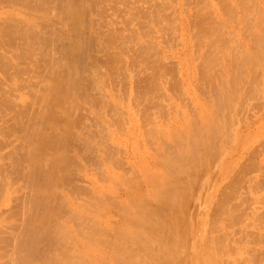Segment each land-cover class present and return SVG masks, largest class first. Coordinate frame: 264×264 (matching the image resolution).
<instances>
[{"label": "rangeland", "instance_id": "1", "mask_svg": "<svg viewBox=\"0 0 264 264\" xmlns=\"http://www.w3.org/2000/svg\"><path fill=\"white\" fill-rule=\"evenodd\" d=\"M55 1H57V0H55ZM66 1L69 2V3L67 2L68 5H70V2L71 3L76 2L75 5L74 4H72V5H74L75 7H76V5L82 6L81 8L83 10H85V13H86V21L87 22L89 21V23H88V25L86 27L82 26L84 30L82 29V35H79V36H74L73 37L72 36V31H70V28H68L69 29L68 31H70L69 33L64 30L63 32L65 34H63V32L60 31L62 33V39H61L60 42H57V43L54 42L55 46L49 49V51H51V52H47L46 53L47 55H42L43 57L41 55L40 56L39 55L38 56L35 55L36 57L33 56L32 58H30L28 60L30 62V63L29 62L27 63L29 69L33 68V67H30V65L32 66L34 64V66H35L34 67L35 70L32 69L34 71H32L31 69L29 71V69H28L29 73H28L27 78L28 77L29 78L27 79V85L29 84L28 80H30L31 82H30L29 85L31 87L29 88L27 86L28 89L26 90V92L28 91L27 93H28V96H29L28 97V102L31 101L30 103H31V107H32V108L30 107V109H31L30 110L31 117H30V120H29V122H30V126H29L30 145H29V148H28L29 149V155H30V158H31L30 160H32V161L30 162V160H29V161L26 162L27 168H26V170L24 169L25 171L24 170L23 171L17 170L12 175V179L14 181H11L10 185H8V186L6 185L7 187L6 186H1V188H0V264H16V263L17 264H20V263L21 264H26L28 259L31 256H33L32 253L34 254L33 249L31 248V244L34 243V244H36L37 247H39V245H37V243L35 242L36 239L34 238L33 235L36 233L38 236H40L41 233L44 234L46 232L47 228H48V230H52V228H54V226H57V219H58V222H59L58 224L59 225L61 223L66 224V221L68 222V220L70 219L69 216H68V220H66L67 218L64 219L66 221H63V219H62L65 216L66 212H67V210L64 209V208H67V207L63 203H61L60 200H57L58 196L67 194L66 197L68 198V200H72V198H71L72 196L74 197V199L75 198L77 199V197H78L79 199H77L76 202L73 201V203L77 204V202H79V200L82 201L84 199V197L82 195V191H81L82 189H89V188L92 187V184L99 185V182H100V180L98 181L99 176H95L94 175L95 173L93 172V167H91V166L88 167V164H87V168H86L85 167L86 164L83 161H80V163L78 164L79 166L77 165L78 167H80V165L81 166L84 165V167L82 169L83 171L81 170V167H80V169L77 167L80 170L79 173H77V176H79L80 178H77L76 176H74V174H72V173L75 172L74 171L75 170V166L71 165L70 169H69V166H67L65 168H61L60 170L59 169L57 170L58 163H56V165L53 163V162H55L54 161L55 160L54 155L58 152V148L60 150L59 151L60 154L63 155L60 158V160L58 161L59 163H60L61 159L64 158V156H65V159H69V158L72 157L71 155L74 154L75 151L78 152V153H81V151L83 152V145H82L83 144V138L87 137L86 140H90L91 138L90 139H88V138H89V136H91L90 135L91 132H94V134L97 132L96 133L97 135L96 134H95L96 136L94 135L95 139H93V141H95L97 139L99 140L100 138H105V136H103V137L101 136L103 134H101V133L99 134L98 131L95 130L96 128L94 130L92 129V128H94L93 126H95L94 122L92 123L93 125L91 124V122H92V120L94 118L95 119L96 118H100L99 120H101V119L104 120L105 119L104 122L106 121L107 122V123L105 122L106 124L110 123L112 128H111L110 125L108 127V125H106L105 123H103V125L96 124V126H99V127H97V130H99L101 128V131H102L106 126H107L108 129L111 128L110 130L113 131L112 132L113 139H115V140H113L112 138H111L112 139L111 140L109 138V140H108L109 141L108 142L109 146L111 148L112 147L117 148V149L119 148V150L121 149V151L123 152V154H121V155H120V152H117L115 154L116 159L122 160V162L119 161L120 165H118L119 163L114 164V166H112L113 169H112V167L109 166L108 170H110L111 173L115 172L116 174H121L125 178L130 179V180H131V177L133 175H135L133 180H131L133 185L137 184V185H139V187H144L143 186L144 184L142 183V180H141V177H143V175L141 174V167H142V166H140L141 164H144L147 168L150 167V169L152 171H155V172L159 171V170H156L157 168L153 164L156 161L154 159L158 158V155L156 153V152H158V149H160L159 150L160 152L167 151L166 149H168V151H177V150H179V149H177V150L175 149L174 150V148H176V147L179 148V146H178L179 143L173 142V140L174 141L176 140V141L180 142L181 145L182 144L186 145V142L189 143L190 141L191 142L194 141V139L196 140V137L193 139L194 136H192V135H194L193 131L196 128H197L196 130H198V128H199L198 126L199 125H201L204 122L208 123L210 120H213L214 118L216 120H218V119L222 120L224 117L227 118V113L228 114L230 113L228 115L230 118H227L228 120L229 119L230 120L228 121L225 118L226 121H225V119L222 120V122L219 121L220 123L223 124V127L225 129L223 128L224 131L217 138V141L215 139V141L213 143L214 146L216 145L217 148H218V151H217L218 152V155H217L218 158L216 157L217 148L215 150L211 149L213 146H211L210 149H208V150H206L207 148H205V147L203 148V152L205 151V153H207L206 156H205V157H207V161L204 162V164L202 163L203 166L199 165L200 166V167L198 166L199 168L197 167L196 169H194V170H196V172L194 174L193 173H191V174L194 175L195 177L194 176L191 177V183H190V184H193V185L192 186L191 185H185L186 189L183 190L184 191V195H185V197H184L185 199L183 201L185 202V205H186L187 208L184 207V202L181 203L182 205L181 204L180 205H181V207L183 206L184 207L183 209H186V211L183 210L182 208H180L179 207L180 205L178 204L177 214H178L179 218H180L181 213H182L183 219H185L188 223H190V230H189L187 243L185 245H183V244L181 245L180 244V246H178L179 245L178 244L177 247L174 250L175 253H168V254L172 258H175V255H176V258L178 259V262H179L178 264H264V95L262 93L264 91V89H262L263 91L260 90V91L257 92L258 87H256V86H259L258 84H260L259 89L263 88L264 83L262 84L261 81L263 82L262 78L264 77V74H262L263 72L261 70L258 71L257 69H255L254 72H250V70L253 71V68L250 69V70L247 68L246 71L245 70H241V69H237V64L239 63V61L241 59L240 57L242 56V54L240 56L239 53L244 52L245 54H243V55L246 56V51L247 50H248L247 53H249V54H250L251 51H253V50L255 51L256 50L255 45L251 44L253 42L252 37L254 38V33L255 32H256L255 33L256 35L257 34H262L263 32L261 30H258L257 27H253L255 32H253L254 31L253 28H250L251 30H253V31H250V29L248 30V27L245 28L246 26H244V25H243L244 27L242 28V27H240V24H238V23L236 24L235 21L234 22L233 21H228L227 25H226V28L223 30V32L225 31L224 33L227 32L226 34H228L230 32L231 33L233 32L232 36L230 34H228L230 39L232 38L231 39L232 41L229 40L228 35L227 36L223 35L222 31H221V37L223 39H221V37H219L220 39H218V37H216L214 35V33L216 34V32H213V30L212 31L210 30L211 32H208L209 29H211L210 26H209L210 28H207L208 24L205 25V27L208 30H206V28H204V27L202 29H199L198 27L195 26L196 30L198 29L197 32H195L196 30H195V28L193 29V25L192 24L190 25V23L194 19V17L197 16L196 12H197L198 7L197 8H193L195 0H186V2L182 5L181 8L184 9V10L187 8V6H188L189 9H191V10L187 9V10H189V12H188V14H184V16L186 15L185 18L180 16L181 18H179L178 22H176L175 20L173 21V15H172L171 11L168 9V10H166V12L164 14L166 19L163 22H160V23H158V21L157 22L155 21V23H153L151 25L152 27L150 26V24H149V27H146L143 24L142 19H140V20L137 19V21L134 22V21H132V18H130V15L128 17V20L125 19L126 16L124 17L123 15H121L122 14L121 11H123V9H125L126 6H129L128 2H127L128 0H122V1L118 0L119 2H117V0H115V1L114 0H112V1L110 0L111 3L108 2V0H106V3L108 2L107 4L102 3L101 0H100V2H99V0H93V4L94 3L95 4H94V6L92 5L90 8H89V5L86 4V0H73V2L71 0H66ZM143 1L144 0H139V3L143 2ZM166 1L167 0H163V3L167 4V3H169L168 1H170V5L169 6L174 4L176 6V8H177V11L180 9V6L176 5L175 2L172 3L173 0L172 1L168 0L167 3H166ZM123 2H124V4H123ZM155 2L162 3V0H159V1L155 0ZM98 3L99 4L101 3V5L99 6ZM119 3H121V4H119ZM149 4L147 3V4L143 5V3H142V7L145 8V6H147ZM4 5L5 4L1 3V1H0V15H1V11H4L6 9V6H4ZM102 5H103L104 8L102 7ZM105 6H106V8H105ZM108 6H110V7H108ZM123 6H124V8H123ZM115 11H117V12H115ZM126 11H127V9L124 10L123 12L125 13ZM92 13H94V14H92ZM113 13H114V15H113ZM193 13H195V14H193ZM90 14H92V15H90ZM128 14L129 13H126L124 15L128 16ZM57 15H60V13L58 12ZM102 15H104V17ZM193 15H195V16H193ZM98 16L100 18H102V20H100L98 18ZM187 16L188 17L190 16L189 17L190 19ZM105 17H106V19H105L106 21H104V19H103ZM123 17H124L125 20L123 19ZM192 17H193V19H192ZM130 19H131L132 23H128ZM187 19H189V22H187L188 26L186 25V22L184 23V21H188ZM123 21H125L124 25L118 23V22L123 23ZM126 21H127V23H126ZM1 22L2 21H0V23ZM170 22L172 23V25H174L173 22H175L174 27L178 23H179V26L178 27L176 26L175 29H173L174 27L173 28L171 27L172 25H171ZM68 23H66V26L67 27H72V25L70 26ZM110 23H112L114 25H112ZM90 24H92V25H90ZM115 24H116V28L115 29H117V30L120 29V30L124 31L123 36L125 37V40H123V43L119 39V40H117V41H119V43L117 41H115L116 43L113 44V47L115 45L118 46V48L120 46L123 47V52H122L123 55L122 56H124V54H126L128 58H131L130 56H128L129 53H127V52L124 53V50L127 49L125 51H128V49L134 47V44L140 43L141 45L143 44V46H146V45L152 46V50L153 51L151 52V54L155 53L154 55H156V57L151 55L150 51H149L148 54H143V57L140 56V57H138V59L137 58L136 59L135 58H131V59L128 60V64H126V70L127 71L124 70L125 67H122V68L120 67L119 68L120 70L116 69L117 72L118 71H122L124 74H122V72H118L119 74H115V72H116L115 71V68H116L115 66H118V64L116 65V63L113 62V64H114L113 65L110 62L109 65L108 64L106 65L105 62L108 60L107 59L108 57L106 56V53H103L104 51L103 52L100 51V50L98 51L97 49L94 50V48H92L91 50H88V47H86L87 43L90 40V37H92V38L94 37V38H97V39H99L100 36L104 37V35H102L104 33L99 34V32H106L105 33V35H106L107 34V30L110 29L109 27L114 28ZM127 24H130L131 29L133 28L135 33H136V31H137V34L139 33L138 36H136L135 33H132L133 30L130 31V27ZM162 24L165 27H162L161 26ZM164 24H166V25H164ZM167 24L170 25V27ZM105 25H108L109 27L107 26L108 27L107 28ZM61 26H62L61 24L57 25L58 30L59 29L62 30L63 27L61 28ZM153 26H154V28H153ZM157 26H159L161 29L159 27L157 29L156 28ZM241 26H242V24H241ZM91 28L94 31L91 30ZM123 28L125 30L128 28L127 30L130 31V33L127 32V30L125 31ZM135 29H136V31H135ZM191 29L194 30V31H191ZM227 29H229V30H227ZM66 30H67V28H66ZM189 30L192 33H190ZM200 30H203L204 33H202L203 31L201 32ZM206 31L208 33H211V35L209 34L210 37H212V35H214L212 39H209V35H208V37L206 36V34H205V33H207ZM228 31H230V32H228ZM249 31L252 32V33L249 34ZM57 32L60 34L59 31H57ZM94 32H95L96 35L98 34L99 36L98 35L96 36L94 34ZM125 32L129 33L130 35L129 34L127 35V33L125 34ZM195 33H197V34H195ZM83 34H84V36H83ZM200 34H201L202 37H203L202 34H204V37H206V38H204L202 40L205 43H207V44H204V45H207V46H203V44H202L203 41L200 40L202 38L200 36ZM233 34H235V35H233ZM248 34L250 36H252V37L250 38V36ZM63 35H64V37H63ZM125 35H127V36H125ZM193 35H197L199 41H201V42H199L198 40L197 41L199 43L195 42L197 38L195 36H193ZM236 35H237V37H236ZM192 36L195 38V40H193L194 38L192 39L194 42L190 38ZM234 36H235V39L238 41L237 43L234 40ZM70 37H71V39H70ZM247 37H248V42L246 41ZM73 38H74L75 42H77V43L74 42V46H73V43H72ZM224 38H225V40L228 39L226 41H229L230 43H232L234 47L232 46V44H230V46H232V48H236V50L235 49H230V48L228 50L229 43L223 42ZM97 39H96V41H97ZM138 39H140V41H138ZM205 39L206 40L208 39V42H206ZM101 40L102 39L100 38V40H98V42L100 43ZM219 40L220 41L223 40V41L220 43ZM142 41H144V42H142ZM83 42L84 43L86 42L85 46H79V44L83 43ZM214 42L215 43L219 42V44L217 43L218 46H216L217 44H215ZM239 42H240V44H238ZM117 43L119 45H117ZM146 43H149V44H146ZM193 43H194V45H193ZM200 43L202 44V46H200L201 45ZM212 43H214L215 47L211 45ZM224 43L227 45V47L225 46ZM120 44H123V45H120ZM195 44H196L197 48H198V46L201 47L200 50H198L199 48L197 49L195 47ZM209 44H210V47L211 46L213 47V50H212V48H211V50H210V48H208ZM220 44L222 45V46H220L222 49L224 48V46L226 47V49H225L226 51H224V49L222 50L223 52L220 51L221 50V48H219ZM116 46L114 47V49L113 48L109 49V50H111V52L114 55L117 54L119 52V50H120V48L118 50V48ZM125 46H126V48H125ZM153 46H155L154 49H153ZM73 47L75 48V50L73 49L74 51H72ZM204 47L205 48L207 47L209 51H214V48L217 47L216 49H220L219 51L221 53H223V54L227 53L228 51L231 53V51H232L231 54L228 52L230 55H232V57H230V55H229L226 58V56H225V59H222L221 61H219V63L221 62L219 65L223 64L224 68L226 67V70H227V71H224L223 66H219V68L222 69V71H223V75L221 74L220 71H218L219 70L218 67H217V69L212 68L214 65L217 66L218 63H213L214 64L213 66L209 65V66H211V68L213 70L211 68L208 69L207 68L208 66H206V69L211 71V72H208L206 74H209V75H211L212 73L214 74V75H211L212 82L215 81V84H216L214 86H213L214 83H212L210 79H208V80L211 82V84H208L209 81L206 78H203L202 74H201L202 73L201 72V67L203 65L202 56L204 57V56H206L204 54H208L207 50H206L207 53H205L206 51H205ZM81 48L84 49L85 51L81 50ZM136 48L138 49L139 53L142 51L140 53L141 55L144 52V50L146 49V48L143 47L141 50H139L140 48L138 46H136ZM115 50H118V52L116 51V53H115ZM134 50H136V49H134ZM202 50L205 51V52H203L204 54L202 53ZM195 51L198 52V56L195 53ZM71 52H74L73 53L74 55ZM157 52H158V54H156ZM234 52H238V56ZM49 53H51V54H49ZM107 54L110 55L109 53H107ZM113 54H112V56H113ZM134 54H137V53H133V54L131 53L130 55H134ZM192 54H193V56L195 55V57H194L195 59L192 57ZM145 55H147V56H145ZM47 56H49V57H47ZM152 56L154 58H156V60L153 59ZM233 56H234V58H233ZM124 57H126V56H124ZM151 57H152V59H151ZM157 58L160 59L161 64L158 63L159 60L157 61ZM92 59H96L97 63L94 64ZM143 59H144V62H143ZM231 59H233V61H231ZM139 60H140V62H139ZM198 60H200L199 63H197ZM145 61H146V63H145ZM226 61L228 63H224ZM138 62L140 63V65H138ZM141 62H143V63L141 64ZM152 62L155 63V64L157 62V64H160V67L163 65L161 67L162 70L164 68H168L170 70V73H167V74H165L166 72L164 73L166 75L165 76L166 78H163L164 81H165V82L163 81L164 83H160V80L158 81V79H155V78L151 77L150 76L151 74H149L150 78H153L154 80H156L157 83L160 84V85L158 84L159 87H157V85H156L157 83L153 79H150V80L154 81V83L149 82L150 85L149 86L146 85V87L144 85V84H146V82H144V81L148 77V75H147L148 72L147 71L151 70V66L148 67V68L146 66L152 65L153 64ZM84 63H85V65H84ZM110 64H112V65H110ZM132 64H133V67H132L133 69L131 70ZM144 64H145V66H144ZM36 65H38V67ZM141 65H143V66H141ZM49 66H50L51 69H48ZM71 66H72V68H71ZM73 66L76 67V68L73 69ZM102 66H103V68H102ZM41 67H43V68L40 69ZM66 67L67 68L70 67L72 69V71H70V73H69V70H67ZM99 67H101L102 70L104 69V71H106V69L108 67L111 70L108 68L107 69L108 72H103V71H100L101 69H99ZM105 67H106V69H105ZM139 67H140V70H139ZM144 67L147 69V70L144 69V72H145V70L147 72V73L145 72L146 74L143 72V68ZM230 67L231 68L234 67L233 68L234 69V71H233L234 75H233V72H232L233 69L231 70ZM36 68L39 69V70H37ZM45 68H47V70ZM196 68H197V70H196ZM93 69L94 70L97 69L98 71L97 70L94 71ZM121 69H123V70H121ZM41 70H43V72H41ZM128 70H130V71H128ZM137 70L142 71V73L140 75H135V74H139V71L137 73ZM164 70H166V69H164ZM169 70H168V72H169ZM235 70H236L237 73H235ZM248 70H249L250 73H248ZM92 71H94V72L91 74ZM124 71H126V73ZM133 71H135V74L133 73ZM215 71H217L216 73L221 74V75H218L219 78L216 77L217 75H216ZM33 72L36 73V74H34ZM73 72L76 73V74H74ZM84 72H86V73L84 74ZM100 72H101V74H99ZM129 72H131V75L133 74L132 75L133 78L131 77ZM205 72H206V70H204V73ZM241 72L243 73V75L240 74ZM46 73H47V75H45ZM67 73L70 74V77H73L71 75L73 73V75H75V77H73L72 80H71V78L70 79L66 78L65 82H64L63 79H61L63 81V83H61V81L54 80V79H59V78H65ZM102 73H104V74L106 73L105 75L108 77V79ZM149 73H151V71ZM196 73H197V75H195ZM251 73H252V76L249 77L248 75L249 74L251 75ZM42 74H44V75H42ZM89 74L92 77L93 76H97V75H99V77H100V75H103V77H106V82H108L107 86L109 87V89H107L106 86H105L107 83L105 81H103L104 84H105V85L103 84L105 86V88H103V91H106V94H108L107 93L108 91H109L110 94H112V93L114 94L116 91H117L116 94H119L121 92V90H122V92L124 91L123 92L124 94L126 92L127 95H124L122 92H121V96L119 95L120 98L124 97V96L125 97L127 96L126 100H125V98H121V102L118 100L119 99L118 96H117L118 98L115 97L116 94L111 95L110 96L111 98H109L111 102L112 101H116L117 102V100H118V102L123 104L122 105L123 109L128 114V115L127 114L125 115L127 117H124V119L126 120V123L124 121L122 122V123H124V125H122V123H121L122 126L117 124L119 121H117V123H116L114 120H117V119H115V117L112 116L111 114H109V115H111L112 118L114 117V119L109 118V117L107 118L108 115L106 116V114L109 113V111H110V113L113 112L109 108L104 109L105 111H103V112H105V113H103V112L99 113L101 115L100 116L97 112L98 111L101 112V110H99L98 108H97L98 110L95 109L97 111L92 110L93 108L91 109L90 107H94L93 105L92 106L90 104L87 105L86 103L81 101L82 99H80L79 97H75V95L73 96L72 92L70 90L68 91V90L65 89V88H67V86L65 87L64 85H67V83L69 84V81H71V82L74 81V83H77L78 85L88 84L90 82V78H91V76ZM109 74H110V76H109ZM111 74H113V77H115V75L118 76V77H116V78H118L117 81H115V82L113 81L114 84H113L112 80H116V78H113ZM120 74L122 76V78L120 77L121 79L119 78ZM126 74H128L127 76H128L129 79L127 78ZM229 74H232V75H229ZM246 74H248L247 76L249 78L246 77ZM54 76H56L57 78H54ZM212 76H215V77H212ZM220 76L221 77L224 76L225 79L227 78L226 80L228 81L227 82L228 85L226 86L227 87L226 91H228L230 99L232 98L231 102L235 103V104L231 103V105L229 106L232 111L230 110L229 107L228 108L226 107L227 110L229 109L228 112L225 111V113H223L224 112V110H223L221 112L222 114L220 113L221 116L215 110V106H216L215 105L216 92L219 89V86H221L219 84L220 81H221V77ZM103 77H102V79L105 80ZM124 77L127 78V80L124 79ZM145 77H146V79H145ZM224 77H222V78H224ZM230 77L235 79V80L233 79L234 82H232L233 80L230 81ZM255 77L257 78V80H256ZM109 78L111 80H109ZM196 78H198V79L196 80ZM213 78H214V80H213ZM216 78H218V79H216ZM237 78L238 79L242 78L240 81L241 82L242 81L245 82V84L244 83L239 84L240 81ZM73 79H75V80H73ZM122 79H124V80H122ZM204 79H206V80H204ZM219 79H220V81H218ZM258 79H260V80H258ZM66 80L68 82H66ZM168 80H169V82H168ZM200 80H202L201 81L202 83L200 82ZM118 81H119V83H117ZM172 81H173V83H172ZM179 81H180L181 84L179 83ZM197 81L201 83V84H198L199 87L197 86ZM206 81H207L208 85L206 84ZM237 81H238V84L240 85V88H238V86H236L235 88L233 87L234 88L233 89L232 86H234L235 84L237 85V83H236ZM252 81H253V83H252ZM161 82H162V80H161ZM246 82H247V86H246ZM126 83H127V85H126ZM6 84H7L8 88H6L7 87ZM6 84L5 85L3 84L4 86H0V89H2V90L4 89L3 91L6 90V92H7L8 89H11V88L16 90L15 92H12L13 90L11 89V90H9V92H7L6 95H9V93H11V95L14 96L15 99L13 98V96H7V97H10V99H11L10 101H13L14 103H16V106H17L16 109H19V105L21 103L20 99L22 98L21 90H19L18 88L12 87L8 83H6ZM50 84H52V85H50ZM118 84H120V85H118ZM203 84H204V88L205 89L208 88V89L204 90L203 86L201 88L200 85H203ZM218 84H219V86H218ZM250 84H252V85L254 84V88L256 87V89H254L253 87H251V89L253 88L254 91L256 90L255 93H257V94H255L252 91L253 89L252 90L250 89V87H249V86H251ZM47 85H48V87H47ZM163 85L165 87L167 86L166 89H165V87ZM242 85H244V86L242 87ZM41 86H43V87H41ZM52 86H53V88H52ZM54 86H56V87L54 88ZM161 86H163V87H161ZM177 86H181L182 88L181 87H177ZM216 86L218 87V89L215 88ZM37 87H41V89H39V91H38ZM45 87L48 88V91H49V89L53 90L52 93H48L46 91L47 88H45ZM61 87L64 88L65 90L62 89ZM155 87H157L159 90H163V91L160 92ZM56 88H57V91H55ZM113 88H116L115 92H114ZM177 88H179V89H177ZM180 88H181V90H183V92L181 91L182 94L179 92ZM213 88H215V90ZM245 88H247V89H245ZM143 89L144 90L147 89V90L143 91ZM230 89H233V91H236L237 94H235V93L233 94L232 93L233 91L230 90ZM111 90H113L112 93H111ZM118 90H120V91L118 92ZM243 90H244V92L246 91L245 92L246 94L243 92ZM211 91H214V92H211ZM251 91H252V93H251ZM53 92L54 93L56 92V93L54 94ZM153 92H154V94H153ZM157 92H159V93H157ZM163 92H165V93H163ZM172 92H174L175 94L172 93ZM177 92L180 93V95ZM239 92L240 93L243 92V95L242 96L240 95L241 98H239V94H240ZM248 92H249L250 95L248 94ZM259 92H261L260 95H258ZM38 93H39V96H38ZM40 93L43 94V97H42V95H40ZM98 93L99 92L94 91L93 95H97ZM131 93H133L134 95H135V93H136V95L139 93L138 96L140 98L135 95V98H136L135 99L134 95H132ZM151 93L153 94L152 97H154L155 99L152 98V97H149V96H151ZM160 93L162 94L163 98L161 97ZM183 93L185 95H183ZM200 93H203L204 96H203V94H200ZM253 93H254V95H251ZM122 94H123V96H122ZM148 94H149V96H147ZM205 94H207V96ZM63 95H64V97H63ZM130 95L133 96L134 100L131 99L132 97L129 98ZM232 95L233 96H237V97H233ZM246 95H249L251 97L253 96V97H252V99L250 97L251 100H248L249 98L247 97V99H246ZM255 95H257L258 97H260L261 95H263V96H261L260 98H258L256 96V98H255ZM35 96H37V99H35L36 98ZM60 96H61V98H60ZM66 96H67V98H66ZM143 96H144V99H145V103H143L144 102ZM158 96L161 97L162 99L161 98L159 99ZM243 96H245L244 97L245 99L243 98ZM145 97H147L148 100ZM112 98H114L115 100L112 99ZM137 98L139 100H141V101L139 102V100ZM149 98L150 99L152 98V101H150ZM204 98L205 99L206 98H208V99L210 98V100H208L210 102V106L208 104L209 102H206L207 100L205 101ZM212 98H213V100H212ZM32 99H33V101H32ZM38 99L41 100V101H39ZM69 99L71 100V104L69 103L70 102ZM122 99H124L123 102L126 103L125 105L122 102ZM158 99H159V101H157ZM54 100L57 101V102L55 101L56 104H55ZM129 100H130V102H129ZM136 100H138V102ZM160 100L162 101V105H163L162 107H161V103L159 104V102H161ZM166 100H167V102H166ZM64 101H66L65 103H67V101H68L67 105L63 104ZM134 101H136L138 103V104L134 103L135 105L136 104L137 105H141L145 109L143 110V108L141 106L140 107L138 106L137 110H141V112L135 110V108L137 106L134 108V104H132ZM146 101L147 102H152V104L150 103L152 106L149 105V103H147ZM154 101L158 102V103H153ZM212 101H214V102H212ZM74 102H75V104H74ZM77 102L79 104H81V105L77 104ZM17 103H18V105H17ZM129 103L131 104V106H130ZM238 103H239V105H238ZM61 104H63V106H61ZM155 104H156V106H158L157 104H159L160 108H158V109H161V108H163L165 106L164 108L166 110L163 108L161 112H157L158 110H155L157 108L155 106ZM147 105H149V106H147ZM242 105H244L246 107H244ZM47 106H49V107H47ZM67 106L70 109H66ZM153 106H155V107H153ZM189 106H190V109H188ZM236 106H238L239 108L241 106L242 108L239 109ZM62 107H63V109H65L64 112H66L68 110H71V108H72V111H69L68 113L66 112L67 114H70V115H67V114L63 113V115H65V116L67 115L66 117L68 119L65 118V116H64V119L62 118L63 117V115L61 113L63 111ZM172 107H174L175 109L172 108ZM243 107H244V110H242ZM60 108L62 109V111H61ZM82 108H83V111L81 112ZM94 108H96V106ZM149 108H150V110H149ZM41 109H43V111ZM88 109H89V111H87ZM151 109H153V111L155 110L160 115V117L162 116L161 115V113H162L163 114V116L161 117L162 120L159 119L160 117H159V115L156 112L153 113L152 119H151L150 116H149L150 114H152V113L149 114V111L152 112ZM172 109H174V112H175L174 115H171V113L172 114L174 113V112H172ZM73 110H75V111H73ZM146 110H149V111L146 112ZM169 110H170V112H169ZM178 110H180V112H178ZM233 110H235L236 112H233ZM238 110H240V111H238ZM16 111H18V110H15V112ZM93 111H94V113H93ZM134 111H137V113L138 112H140V113L137 114L135 112L136 115H134ZM163 111H165V112L163 113ZM45 112H46V114H45ZM88 112L93 115L92 118H90L91 115H88ZM194 112H197L198 118H196L197 114L196 113L194 114ZM7 113H9V111L6 110L5 113H4V115L5 114L6 115L3 116L2 119L4 117H6L4 119H7V117H8L7 121H9V118L12 117V113H9L8 115H7ZM56 113H57V115H56ZM82 113H84V114L86 113L85 115L89 118L88 121L85 119V117H84V115H82ZM145 113H147V114H145ZM167 113H170L169 114L170 117H171L170 119L168 118L169 115ZM176 113L178 115H180V117H182L181 120L179 118H177L178 115ZM211 113H213V114H211ZM112 114H114V112ZM144 114H145V116L147 118L144 116ZM165 114H167L168 116L165 115ZM232 114L234 115L233 117H236V118L231 117ZM73 115H74V118H73ZM77 115H79V120H77ZM138 115H139V117H137ZM142 115L144 117H142ZM211 115H213V116H211ZM222 115H224V117H222ZM153 116L155 117V119H154V123L152 125H155V122L159 121L155 125L156 128H154V129H153V127H155V126L151 125V123L153 121L152 122L148 121L149 119L153 120V118H154ZM165 116H167V118ZM189 116H192V121L190 120L191 117L189 119ZM193 116L196 119H194ZM219 116H220V118H219ZM56 117H58V118H56ZM80 117H83L84 120L81 121V122H78V121H80ZM52 118H54L53 121H52ZM140 118H141V120H140ZM164 118L165 119H169V120H165ZM203 118L206 119L207 122ZM4 119H3V121H5ZM108 119L109 120L111 119L113 121V123L114 122L115 123L113 124ZM182 119H183V121H182ZM232 119H233V121H232ZM85 120H86V122H85ZM62 121L64 122L65 125L63 124ZM71 121H72L73 124L71 123ZM89 121H90V124H89ZM143 121H145L144 124H143ZM164 121L165 122L168 121V123H165ZM181 121L184 124H182ZM223 121H225V123L228 124V126H226L225 123H223ZM6 122L5 123L3 122V124H5V125H3L2 122L0 123V130H5V129L9 128L10 126H12V124L14 123L11 120L8 122V124ZM83 122H85L86 124H84ZM146 122H148V123L151 122L150 123V127L152 126L153 132L156 129H157V131H159L158 130L159 128H160V130H162V128H163V130L161 132L159 131L160 134L163 132L161 134L162 136L160 135V137H163V138L156 137L155 135L159 136L158 133L157 134L154 133L153 135H151V132H150L151 136L150 135L149 136L146 135L145 131L148 130L147 132L149 133V128H150L148 126L149 125L148 123H147L148 124L147 125L148 129H147V127L146 128L143 127V126H146ZM58 123H60V124H58ZM80 123L84 127L86 126L85 127L86 130H87V128L89 126H91L90 128L92 130L89 129L90 131H86L84 128H82L83 126L82 127H81V125L78 126ZM195 123L198 126L192 127V126L195 125ZM57 124H58V126H57ZM116 124L118 125V127L121 126L122 128L121 127L120 128L122 130L120 128H118ZM187 124H189V126ZM190 124H192V126ZM230 124H231V126H230ZM51 125H54V126H51ZM55 125H56V127H55ZM69 125H70L71 128L69 127ZM171 125H172L173 128L176 129V131L171 127ZM50 126L53 127V128L55 127L54 130L56 131L55 132L57 134L56 136L60 140L62 139L61 142L63 141V138H64V141H63L64 143H62V144L60 143L61 146L58 145V147L53 148L54 147L53 145H55V144L57 145V142L59 143L60 140L57 141L58 138H56V136L54 135V132L51 131L52 128H50ZM65 126H66V129H64ZM103 126H105V127L103 128ZM79 127H81V128H79ZM181 127H182V130H180ZM80 129H81V131H80ZM82 129H84V131H82ZM152 129H150V131ZM191 129H193V130H191ZM67 130H69V131H67ZM77 130H79V132L81 134H83V135L79 134V132L77 133L76 132ZM171 130H172V132H171ZM225 130L230 131V132H228L229 134L227 133V131H226V133H224ZM50 131L52 132L51 134H50ZM66 131H67V133H66ZM143 131H144V134H142ZM183 131H184V133H183L184 134V136H183L184 138L183 137L180 138L179 136H180V134H182L181 132H183ZM186 131H187V133L189 132V134H190V136L188 138L191 137L190 139H192V140L189 141V139L187 140L185 138V135H186L185 132ZM86 132H88V133H86ZM89 132H90V134H89ZM103 132H104V130H103ZM164 132H166V133H164ZM68 133H70V134H68ZM45 134H46L47 137L45 136ZM49 134H50V136H49ZM98 134H99V136H98ZM16 135L14 134V138H13V135H11L10 136L11 139H9L11 141L14 140L12 142L13 146H19L18 142H20V139H19L20 136L17 137ZM75 135H79L80 137L82 136V139L80 137H78V136H75ZM225 135H226V137H225ZM73 136H74V138H73ZM143 136H145L146 139H150V140H146L145 137L143 138ZM147 136L150 137V138H147ZM152 136H155V138L153 139ZM173 136H176V138H174ZM15 137L18 138V140L17 139L15 140ZM171 137H173V138H171ZM224 137H225V139H223ZM158 138H160L161 141ZM220 138L223 139L224 141L221 140ZM155 139H157V140H155ZM80 140H81V142H80ZM86 140L84 139V141H86ZM151 140H152V142L153 141L157 142V144L155 142H153V143H155V144H152L154 146L153 147L150 146L151 148L148 149L149 148L148 144L151 145V143H152ZM162 140H164V142H166V144H168V142H170L171 144L170 145L168 144L169 145V146L167 145L168 147L163 146L164 142ZM55 141H57V142H55ZM90 141H92V140H90ZM147 141L148 142L150 141L151 143L149 142V143L146 144ZM0 142H1V139H0ZM42 142L45 143L44 145H46V143H47V147L46 148L52 147L53 149H55V153H54V150L51 149V148H49L50 150L48 149V151H44L42 145H40V144H42ZM97 142H99V141H97ZM161 142H163V143H161ZM93 143H95V142H93ZM144 143L147 145V147H146V145ZM175 143H177V144H175ZM222 143H223V145H222ZM174 145H176V147L172 148V146H174ZM13 146H10V147L7 146L5 149L3 147L2 148L3 150H0V155L4 154L3 152H6L8 149L9 150L12 149ZM199 147L200 148H198V152L200 151L199 153L204 156L205 153H203L202 150H201L202 146H199ZM62 148L63 149L64 148L65 149L68 148V151L66 153H64L63 151L65 149L62 151ZM152 148H153V150L151 151ZM155 149H156V151H154ZM32 151H33V153H32ZM211 151H212V153H210ZM152 152H155L156 154L152 153ZM160 152H159V155H160ZM118 153H119V155H118ZM151 154L156 156V157L155 158L153 157L154 158L153 159ZM210 154H211V156H210ZM57 156H58V154H56V157ZM119 157L120 158L124 157V158L123 159H119ZM36 158H37V160H36ZM65 159H63V161ZM34 161L35 162L38 161V162H40V164H42L44 162L43 163L44 165H45V163H46V165L47 164H51L50 166L47 165L48 169L46 168V165H45V169H47L49 171V174H52V176H54L56 174L59 177V175H60V178H62L64 180L68 179V178H65V176L69 177V179L73 178V184H74L75 187L80 188L81 195H79L80 191L75 193V194H73L72 193V187L68 185L69 182L64 181V180L59 186H56L55 188L54 187L51 188V190L53 191L52 195L56 194V195H54L55 198H53V196L49 195L47 192L46 193L42 192V191L41 192L40 191L37 192L36 191L37 189H33L34 188L33 185L37 184L36 183V178L33 175V170H35L37 167H43L44 168V165L43 164H42V166L40 164H38L39 166L32 165V163H34ZM3 162L6 163L8 161H3ZM1 163L2 162L0 161V164ZM208 163H210V165ZM52 164H53V167H52ZM33 167H35V168L31 169ZM65 169H66V171H65ZM88 169L92 170V172L94 173L93 174L94 176H91L92 172H91V170L88 171ZM57 171H58L59 175H58ZM71 171H73V172H71ZM197 173H199V174H197ZM22 174H24V176ZM200 174H201V177H200ZM14 175H17L18 177H16V176L14 177ZM26 176H27V178H26ZM197 177H198V179H197ZM195 179L198 182H196ZM136 180L139 181V183ZM33 182H35V183H33ZM90 183H92V184H90ZM24 184H26V185H24ZM141 184H143V185H141ZM3 187H5V188H3ZM7 188H8V190H7ZM132 189H133V187L130 186L129 190H132ZM134 190H132V191H134ZM83 192L86 193V190L83 191ZM40 193L45 194V196L42 195V194H41L42 196H40L39 195ZM37 194H38V196H36ZM226 194H229V196H230V194H233L237 198V200L235 201V203L237 204V209L234 212V215H235V218H234L235 219V224H234V226L235 227L234 228L232 227V229H230L228 231L225 230L227 232L226 235H228V236H223L224 234L223 235L219 234L217 236V238H216L215 237V233L212 230L211 221H212V219H213V221L215 220V217H214L215 208L219 204L220 199L222 201ZM46 195H47V197H46ZM35 197H38V198H35ZM31 199H32V201H31ZM35 199H37V200L35 201ZM45 199H46V201H44ZM54 199L56 200V202H55ZM122 199H123V202H125L126 196H122ZM38 200L40 202V206H39V202H37ZM40 200H42V201H40ZM27 201H29V202H27ZM43 201L46 204L48 202L53 204L52 206H49V207H53V211L56 210L57 207L59 208L61 206L58 209V210H60V213H59L58 217H56V218L55 217H51L50 219H48L46 217H50V215L44 214V213L42 214L43 216L40 217V213H42L41 205L44 204V203H42ZM81 201L76 206H75V204L72 203V201H69V203H70L71 206H74V207H72L74 210L75 209L79 210L80 209V207H79L80 204L83 203V201H82V203H81ZM29 203H31V204H29ZM33 204L34 205L36 204V206L34 207ZM29 207H32V210H31V208L29 209ZM24 208H26L27 211ZM35 208H37V209H35ZM72 208H69V210L72 209ZM108 208L110 210H109V213L106 214V219H109L110 218V214L112 213L113 216L115 215L114 216L115 219L113 218V221H112V223L115 225L117 223V217H116L115 210H114L115 208H113V207H108ZM37 210L39 211L38 213L36 212ZM34 211H35V213H33ZM112 211H114V212H112ZM61 213L64 214V216ZM67 213H69V212H67ZM71 213L72 212H70V215H71ZM33 214H35V216ZM185 214H186V216H185ZM26 215H28V216L26 217ZM30 215L33 216V217H31ZM29 216H30L31 220H29ZM44 217L46 219H44ZM59 217H61V218H59ZM65 217H67V215ZM42 218H43V220H45L44 222H43ZM24 220H26V221L24 222ZM30 222H32L31 225L34 226L35 228L32 227L29 224ZM35 222H39V224H38L39 226ZM50 227H52V228H50ZM31 229H32V231H31ZM35 229H37L38 231L35 230ZM18 230H20V231H18ZM25 240H30V242L25 241ZM216 240L218 242L222 241V245L217 247L216 243H215ZM168 241H169L168 234L162 233V235L160 237V240L157 243H155V244H153L151 246L150 252H149V254H147L146 261H148V260H150L152 258V260H151L152 263L151 264H157V259H160L163 255L164 256L166 255V249L165 248L169 245ZM13 243L16 244V246H14ZM20 247L22 248V251L25 248L23 253H22V251L20 252V250H21ZM177 249H178V251H177ZM25 250L29 251V252L27 253ZM19 254L24 256L23 260H25V261L22 260V258H23L22 256H21V259H20V260L23 261V263L21 261L19 263V260H18L20 258ZM16 255H17V257H16ZM178 255H180V256H178ZM12 256H14V257H12ZM33 257H35V256H33ZM24 262H26V263H24ZM27 264H29V263H27Z\"/></svg>", "mask_w": 264, "mask_h": 264}, {"label": "bare ground", "instance_id": "2", "mask_svg": "<svg viewBox=\"0 0 264 264\" xmlns=\"http://www.w3.org/2000/svg\"><path fill=\"white\" fill-rule=\"evenodd\" d=\"M1 1V3H4L5 5L4 6H6V9L4 10V11H1V15H0V21H2L1 23H0V86H4L6 83H8L9 85H11L12 87H14V88H18L19 90H21V92H22V98L20 99V101H21V103H20V105H19V109H16L17 108V106H16V103H14L13 101H10L11 99H10V97H7V96H13V95H11V93H9V95H6L7 94V92H9V90H13L12 92H15L16 90H14L13 88H11V89H8L7 90V92H6V90L5 91H3L2 89H0V123L2 122V124H3V122L5 123L6 121H7V119H8V117H7V119H4V118H6V117H4L3 119L5 120V121H3V119H2V117L3 116H5L4 115V113H5V111L7 110V111H9V113H12V117L11 118H9V121L11 120V121H13L14 123L12 124V126H10L9 128H7V129H5V130H0V139H1V142H0V150H3L2 148L4 147V149L8 146V147H10V146H13V141L14 140H9V139H11L10 138V136L11 135H13V138H14V134L18 137V136H20V142H18V144H19V146H13L12 147V149H8L6 152H3L4 154H1L0 155V161L2 162L1 164H0V188H1V186H8V185H10V183H11V181H14L13 179H12V175L17 171V170H20V171H23L24 169L26 170V168H27V165H26V162L27 161H29L31 158H30V155H29V145H30V137H29V126H30V122H29V120H30V117H31V114H30V107H31V101H29L28 102V91L26 92V90L28 89L27 88V86L30 88L31 86L29 85L30 84V80H28L29 81V84L27 85V79L29 78H27V76H28V73H29V71H30V69L28 68V60L30 59V58H32L33 56H42V55H47L46 53L47 52H51V51H49V49L50 48H52V47H54L55 45H54V42L55 43H57V42H60L61 41V39H62V33L60 32V31H67L68 33L70 32V31H72V36L74 37V36H79V35H82V29H83V27H86L87 25H88V23H89V21L87 22L86 21V13H85V10H83L81 7L82 6H80V5H76V7L74 6L75 5V3L76 2H73V0H71L73 3H71L70 2V5H68L67 4V2L68 1H66V0H57V1H55V0H0ZM66 1V2H65ZM112 1V0H111ZM111 1L110 0H108V2H110L111 3ZM115 1V0H114ZM113 1V2H114ZM120 1H122V0H120ZM154 1V2H153ZM159 1V0H158ZM168 1V0H167ZM167 1H166V3H167ZM172 1V0H171ZM99 2H100V0H99ZM101 2L102 3H105V4H107L106 3V0H101ZM117 2H119L118 0H117ZM128 2V5L129 6H126L125 7V9H123V11L124 10H126L127 9V11L124 13L123 11H121L122 12V14L121 15H123L124 17L126 16V18L125 19H127L128 20V17H129V15H130V18H132V21H137V19H142V21H143V24L146 26V27H149V24H150V26L153 24V23H155V21L157 22L158 21V23H160V22H163L165 19H166V17H165V12H166V10H170L171 11V13H172V15H173V21L175 20L176 22H178V20H179V18H181L180 16H182L183 18H185V16H184V14H188V12H189V10H191V9H189L188 8V6H187V8L184 10V9H182L181 7H182V5L186 2V0H173V2L172 3H176V5H178V6H180V9L177 11V8H176V6L173 4V5H171V6H169L170 5V1H168L169 3H167V4H165V3H163V0H162V3H157V2H155V0H144L143 2H141V3H139V0H128L127 1ZM126 2V3H127ZM69 3V2H68ZM122 3V2H121ZM121 3H119V4H121ZM141 5H139V4ZM142 3H143V5L144 4H149V5H147V6H145V8H143L142 7ZM72 4H74V5H72ZM86 4L87 5H89V8L93 5L94 6V4H93V0H86ZM99 4V3H98ZM123 4H124V2H123ZM101 5V3L99 4V6ZM109 5V4H108ZM111 5V4H110ZM116 5V4H115ZM118 5V4H117ZM193 6V5H192ZM102 7H103V5H102ZM108 7H110V6H108ZM117 7V6H116ZM175 7V8H174ZM198 7V9H197V12H196V17H194V19H193V17H192V21H191V23H190V25L192 24L193 25V29L195 28V26L196 27H198L199 29H202L203 27L204 28H206L205 27V25H207L208 24V26H207V28H210L211 27V29H209V31L208 32H211L212 30H213V32H216V34L214 33V35L216 36V37H218V39H220L219 37H221V31H222V34L223 35H228V34H230L231 36H232V33L230 32V31H228V32H230V33H228V34H226V33H224L223 32V30L226 28V25H227V22L228 21H235L236 22V24L238 23V24H240V27H244V26H246L245 28H247L248 27V30L250 29V28H253V27H257L258 28V30H261L263 33L262 34H255L256 32H255V30H254V28H253V30H251L250 29V31H253V32H255L254 33V38L252 37V36H250L249 34L250 33H252V32H250L249 31V36H250V38L252 37V40H253V42L251 43V44H253V45H255V47H256V50L254 51H251L250 52V54L249 53H247V51H246V56H244L243 54H245L244 52H242V53H239L240 54V56H241V54H242V56L240 57L241 59H240V61H239V63L237 64V69H241V70H247V68L250 70V69H252L253 68V71H251L250 70V72H254V70L255 69H257L258 71L259 70H261L263 73L262 74H264V0H195V2H194V7L193 8H197ZM88 8V9H89ZM93 8V7H92ZM104 8V7H103ZM105 8H106V6H105ZM123 8H124V6H123ZM192 8V9H193ZM86 9V8H85ZM116 9V8H115ZM187 9H189V10H187ZM94 10V9H93ZM97 10V9H96ZM196 10V9H195ZM3 12V13H2ZM58 12L60 13V15H57L58 14ZM115 12H117V11H115ZM114 12V13H115ZM135 12V13H134ZM194 12V11H193ZM114 13H113V15H114ZM126 14V13H129L128 14V16L127 15H124V14ZM92 14H94V13H92ZM92 14H90V15H92ZM100 14V13H99ZM116 14V13H115ZM192 14V13H191ZM193 14H195V13H193ZM105 15V14H104ZM104 15H102L103 17H104ZM117 15V14H116ZM115 15V16H116ZM177 15V16H176ZM94 16V15H93ZM92 16V17H93ZM192 16V15H191ZM193 16H195V15H193ZM89 17V16H88ZM97 17V16H96ZM124 17H123V19H124ZM188 17V16H187ZM190 17V16H189ZM188 17V18H189ZM98 18L100 19V20H102V18H100L99 16H98ZM116 18V17H115ZM122 18V17H121ZM135 18V19H134ZM104 19V21H106L105 19H106V17L105 18H103ZM124 19V20H125ZM190 19V18H189ZM189 19H187L188 21H184V23L186 22V25H187V22H189ZM111 20V19H110ZM132 21H131V19L129 20V22L128 23H132ZM69 22V23H68ZM109 22V21H108ZM124 22L125 21H123V23H121V22H118L119 24H123L124 25ZM66 23H68L70 26L72 25V27H67L66 26ZM71 23V24H70ZM126 23H127V21H126ZM171 23V22H170ZM169 23V24H170ZM174 23V25H175V22H173ZM58 24H61L62 26H61V28H62V30H58V28H57V25ZM110 24H112V23H110ZM118 24V25H119ZM136 24V23H135ZM241 24H242V26H241ZM90 25H92V24H90ZM112 25H114V24H112ZM117 25V26H118ZM122 25V26H123ZM127 25H129V27H130V24H127ZM137 25V24H136ZM158 25V24H157ZM164 25H166V24H164ZM168 25V24H167ZM171 25H172V23H171ZM174 25H172L171 27L173 28L174 27ZM181 25V24H180ZM244 25V26H243ZM83 26V27H82ZM106 27L108 26V25H105ZM111 26V25H110ZM160 26V25H159ZM159 26H157L156 28L158 29V27ZM162 27H165V26H163V24L161 25ZM160 26V27H161ZM169 27H170V25H168ZM176 26L178 27L179 26V23L178 24H176ZM175 26V27H176ZM188 26V25H187ZM210 26V27H209ZM94 27V26H93ZM109 27V26H108ZM107 27V28H108ZM119 27V26H118ZM121 27V26H120ZM124 27V26H123ZM128 27V28H129ZM152 27V26H151ZM159 27V28H160ZM175 27L173 28V29H175ZM186 27V26H185ZM191 27V26H190ZM66 28H67V30H66ZM68 28H70V31H68L69 29ZM90 28V27H89ZM110 29H106L107 30V34L105 35V33L106 32H99V34H101V33H104V34H102V35H104V37H102V36H100L99 37V39H97V38H92V37H90V40H89V42L87 43V46L86 47H88V50H91L92 48H94V50H100V51H104L103 53H106V56L108 57L107 59V61L105 62L106 63V65L108 64L109 65V63L111 62L112 64H113V62L114 63H116V65L118 64V66H115L116 68H115V71L117 72V70L116 69H119L120 67L122 68V67H125L124 68V70H126V64H128V60L129 59H131V58H137L138 59V57H143V54H148L149 53V51H150V54H151V52L153 51L152 50V46H149V45H146V46H143V44L141 45L140 43H136V44H134V47H132V48H130V49H128V51H125V50H127V49H125L124 50V53L125 52H127V53H129L128 54V56H130L131 58H128L127 57V55L126 54H124V56H126V57H124V56H122L123 55V47L122 46H120L119 48H120V50H119V48H118V46H116L117 48H118V50H119V52H118V50H115V53H116V51L118 52L117 54H113L112 52H111V50H109V49H114V47H113V44H115L116 42L115 41H117V40H121V42L123 43V40H125V37L123 36V34H124V31L123 30H120V29H115L116 28V24H115V26H114V28H111V27H109ZM127 28V29H128ZM153 28H154V26H153ZM152 28V29H153ZM171 28V29H172ZM189 28V27H188ZM206 28V30H208ZM124 29V28H123ZM126 29V30H127ZM161 29V28H160ZM163 29V28H162ZM84 30V29H83ZM91 30H93L92 28H91ZM110 30V31H109ZM125 30V29H124ZM125 30V31H126ZM131 30H133V28L131 29V27H130V31ZM195 30H196V28H195ZM198 30V29H197ZM197 30L195 31V32H197ZM204 30V29H203ZM203 30H200L201 32L203 31ZM211 30V31H210ZM227 30H229V29H227ZM226 30V31H227ZM57 31H59L60 32V34L57 32ZM94 31V30H93ZM130 31H128L127 30V32H129L130 33ZM135 31H136V29H135ZM139 31V30H138ZM190 31V30H189ZM191 31H194V30H192L191 29ZM190 31V33H192ZM233 31V30H232ZM246 31V30H245ZM66 32V33H67ZM97 32V31H96ZM127 32H125V34L127 33ZM161 32V31H160ZM199 32V31H198ZM207 32V31H206ZM205 33L206 34V36L208 37V35L210 34L211 35V33ZM242 32V31H241ZM90 33V32H89ZM129 33H127V35L129 34ZM132 33H135L134 32V30H133V32ZM158 33V32H157ZM200 33V32H199ZM202 33H204V31L202 32ZM63 34H65L64 32H63ZM94 34H95V32H94ZM93 34V35H94ZM136 36H138V34H137V31H136ZM155 34V33H154ZM195 34H197V33H195ZM213 34V33H212ZM241 34V33H240ZM247 34V33H246ZM92 35V34H91ZM96 35V34H95ZM98 35V34H97ZM96 35V36H97ZM127 35H125V36H127ZM130 35V34H129ZM152 35V34H151ZM156 35V34H155ZM203 35V37L201 36V34H200V36L202 37H200L201 39L200 40H202V39H204V38H206V37H204V34H202ZM210 35H209V39H212L213 38V36L214 35H212V37H210ZM233 35H235V34H233ZM242 35V34H241ZM68 36V35H67ZM83 36H84V34H83ZM88 36V35H87ZM95 36V37H96ZM99 36V35H98ZM149 36V35H148ZM193 36H195L197 39H196V41L195 42H197V43H199V42H201V41H199V39H198V37H197V35H193ZM190 37L191 38V40L194 38V37ZM63 37H64V35H63ZM236 37H237V35H236ZM69 38V37H68ZM100 38L102 39L101 41H100V43L98 42V40H100ZM144 38V37H143ZM228 38H229V40L230 41H232L231 39H230V37H229V35H228ZM70 39H71V37H70ZM96 39H97V41H96ZM221 39H223L222 37H221ZM246 39V38H245ZM193 40H195V38L193 39ZM192 40V41H193ZM199 42H198V41ZM206 40V39H205ZM226 40H228V39H226ZM225 40V38H224V41L223 40H219L220 41V43L223 41V42H227V43H229V45H228V50H229V48L230 49H235L236 50V48H232V46H233V44L232 43H230L229 41H226ZM234 40H235V42L237 43L238 41L235 39V36H234ZM63 41V40H62ZM67 41V40H66ZM81 41V40H80ZM138 41H140V39H138ZM203 41V40H202ZM247 42H248V37H247V40H246ZM71 42V41H70ZM74 42H75V40H74V38H73V40H72V43H73V46H74ZM118 43H119V41H117ZM142 42H144V41H142ZM194 42V41H193ZM206 42H208V39L206 40ZM212 42V41H211ZM75 43H77V42H75ZM117 43V45H119ZM150 43V42H149ZM149 43H146V44H149ZM215 43V42H214ZM214 43H212L211 45L212 46H214L215 47V45H214ZM218 44H219V42H217ZM217 43H215V44H217ZM85 44H86V42L84 43H80L79 44V46H85ZM129 44V43H128ZM201 44V43H200ZM199 44V45H200ZM203 46H207V45H204V44H207V43H205L204 41H203ZM202 44L200 45V46H202ZM218 44L216 45V46H218ZM223 44V43H222ZM225 44V43H224ZM230 44H232V46H230ZM238 44H240V42L238 43ZM77 45V44H76ZM120 45H123V44H120ZM154 45V44H153ZM193 45H194V43H193ZM128 46V45H127ZM136 46H138L140 49L139 50H141L143 47L144 48H146L145 50H144V52L142 53V55L139 53V51H138V49L136 48ZM198 46V45H197ZM210 47V44H209V46H208V48H210V50H211V48H212V50H213V47ZM220 46H222L221 44L219 45V48H221ZM225 46L227 47V45L225 44ZM224 46V51H226L225 49H226V47ZM230 46V47H229ZM246 46V45H245ZM154 47L155 46H153V49H154ZM195 47H196V44H195ZM234 47V46H233ZM243 47V46H242ZM69 48V47H68ZM116 48V49H117ZM125 48H126V46H125ZM197 48V47H196ZM199 48V49H198ZM198 50H200V48L201 47H199L198 46ZM203 48V47H202ZM205 48V47H204ZM207 48V47H206ZM205 48V51L207 50L208 51V54H204L203 52H205L204 50H202V53L204 54V55H206V56H202V59H203V65H202V67H201V74H202V77L203 78H206L207 80L208 79H210L211 80V82H212V79H211V75H214L213 73L211 74V75H209V74H206V73H208V72H211L210 70H207L206 69V66H208L207 68L208 69H210L211 68V66H209V65H214L213 63H218L217 64V66H213L212 68H214V69H217V67H218V71H220L221 72V74L223 75V71H222V69H220L219 68V66H223V64L222 65H219L220 63H219V61H221L222 59H225V56H226V58L232 53V51H231V53L229 54L228 52V54L227 53H221V52H223L222 50V48H221V50L220 49H216V48H214V51H209L208 50V48L206 49ZM75 50V48L73 47L72 48V51H74ZM77 49V48H76ZM134 49H136V50H134ZM156 49V48H155ZM81 50H83V51H85L84 49H82L81 48ZM221 52H220V51ZM66 51V50H65ZM108 51V52H107ZM111 53H110V52ZM138 51V52H137ZM207 51L205 52V53H207ZM240 51V50H239ZM70 52V51H69ZM68 52V53H69ZM114 52V51H113ZM133 54V53H137V54H134V55H130L131 53ZM200 52V51H199ZM219 52V53H218ZM72 54L74 53V52H71ZM107 53H109L110 55H108ZM195 53L197 54V56H198V52L197 51H195ZM234 53H236L237 54V56H238V52H234ZM49 54H51V53H49ZM62 54V53H61ZM112 54H113V56H112ZM149 54V55H150ZM155 54V53H154ZM154 54H151V55H153L154 57H156V55H154ZM156 54H158V52L156 53ZM194 54V53H193ZM193 54H192V57L194 58L195 57V55L193 56ZM201 54V53H200ZM227 54V55H226ZM235 54V55H236ZM74 55V54H73ZM35 56V57H36ZM50 56V55H49ZM49 56H47V57H49ZM61 56V55H60ZM145 56H147V55H145ZM152 56V57H153ZM196 56V57H197ZM43 57V56H42ZM46 57V56H45ZM152 57H151V59H152ZM153 57V59H155L156 60V58H154ZM200 57V56H199ZM230 57H232V55H230ZM236 57V56H235ZM159 58V57H158ZM157 58V61L159 60V62L158 63H160L161 64V62H160V59H158ZM233 58H234V56H233ZM195 59V58H194ZM93 60V62H94V64L95 63H97L96 62V59H92ZM154 60V61H155ZM235 60V59H234ZM64 61V60H63ZM149 61V60H148ZM153 61V62H154ZM199 61L200 60H198L197 61V63H199ZM231 61H233V59H231ZM130 62V61H129ZM136 62V61H135ZM139 62H140V60H139ZM138 62V65H140V63ZM143 62H144V59H143ZM143 62H141V64L143 63ZM152 62V63H153ZM230 62V61H229ZM30 63V62H29ZM67 63V62H66ZM137 63V62H136ZM145 63H146V61H145ZM224 63H228L227 61L226 62H224ZM235 63V62H234ZM49 64V63H48ZM47 64V65H48ZM102 64V63H101ZM112 64H110V65H112ZM120 64V65H119ZM130 64V63H129ZM135 64V63H134ZM155 63H153L152 65H149V66H146L147 68L148 67H150L151 66V73H149L150 71H147L146 72V68L144 67L143 68V72H144V69H146L145 70V72L147 73V75H148V77H147V79H146V77H145V81L144 82H146V84H144L145 85V87H146V85H150V83L149 82H152V83H154V81L156 82V80H154L153 78H155V79H158V81L160 80V83H164L165 81H164V79L163 78H166L165 76V74H167V73H170V70L168 69V68H164V69H166V70H162V66L160 67V64H157V62H156V64L154 65ZM40 65V64H39ZM50 65V64H49ZM58 65V64H57ZM84 65H85V63H84ZM97 65V64H96ZM105 65V64H104ZM114 65V64H113ZM137 65V64H136ZM197 65V64H196ZM201 65V64H200ZM37 67H38V65H36ZM51 66V65H50ZM50 66H49V68L48 69H51L50 68ZM67 66V65H66ZM99 66V65H98ZM128 66V65H127ZM141 66H143V65H141ZM140 66V67H141ZM144 66H145V64H144ZM228 66V65H227ZM231 66V65H230ZM30 67H33L32 69H34V64L31 66L30 65ZM40 67V66H39ZM52 67V66H51ZM68 67V66H67ZM66 67V69L67 70H69V73H70V71H72V66H71V68L69 69V68H67ZM111 67V66H110ZM113 67V66H112ZM118 67V68H117ZM129 67V66H128ZM133 67V64H132V66H131V70L133 69L132 68ZM137 67V66H136ZM140 67H139V70H140ZM166 67V66H165ZM43 67H41L40 69H42ZM74 68H76V67H74L73 66V69ZM94 68V67H93ZM102 68H103V66H102ZM102 68L101 67H99V69H101L100 71H103V72H108L107 71V69L109 68H107L106 69V67H105V69H106V71H104V69L102 70ZM114 68V67H113ZM112 68V69H113ZM211 68V69H212ZM234 68V67H233ZM233 68H231L230 67V69L232 70ZM28 69H29V71H28ZM31 69V70H32ZM37 69V68H36ZM46 70H47V68H45ZM44 69V70H45ZM54 69V68H53ZM98 69V68H97ZM97 69H95V70H97ZM110 69V68H109ZM200 69V68H199ZM223 69H224V71H227L226 70V67L224 68V66H223ZM35 70V69H34ZM34 70H32V71H34ZM37 70H39V69H37ZM36 70V71H37ZM94 70V69H93ZM94 70V71H95ZM111 70V69H110ZM109 70V71H110ZM120 70V69H119ZM121 70H123V69H121ZM136 70V69H135ZM139 70H137V73H138V71ZM142 70V69H141ZM149 70V69H148ZM168 70H169V72H168ZM196 70H197V68H196ZM204 70H206V72L204 73ZM213 70V69H212ZM249 70H248V73H250L249 72ZM31 71V72H32ZM62 71V70H61ZM66 71V70H65ZM94 71H92L91 72V74L94 72ZM98 71V70H97ZM96 71V72H97ZM114 71V70H113ZM127 71V70H126ZM126 71H124L125 73H126ZM128 71H130V70H128ZM234 71V69L232 70V72ZM257 71V72H258ZM41 72H43V70H41ZM95 72V73H96ZM115 72V74H119L118 72H122V71H118L117 73ZM132 72V71H131ZM131 72H129L130 73V75H131ZM144 72V73H145ZM166 72V73H165ZM197 72V71H196ZM217 71H215V73H216ZM34 73V72H33ZM32 73V74H33ZM38 73V72H37ZM48 73V72H47ZM47 73L45 74V75H47ZM64 73V72H63ZM69 73H67L66 74V77L65 78H59V79H54V80H57V81H61V83H63V81L61 80V79H63L64 80V82H65V79L66 78H68V79H70L71 78V80H72V78L73 77H75V75H73V73L71 74L73 77H70V74ZM86 72H84V74H85ZM94 73V74H95ZM98 73V72H97ZM111 73V72H110ZM114 73V72H113ZM128 73V72H127ZM133 73L135 74V71H133ZM142 73V71H139V74H135V75H140ZM145 73V74H146ZM165 73V74H164ZM227 73V72H226ZM235 73H237L236 72V70H235ZM34 74H36V73H34ZM74 74H76V73H74ZM88 74V73H87ZM86 74V75H87ZM99 74H101V72L99 73ZM103 75H105L104 73H102ZM122 74H124L123 72H122ZM149 74H151L150 76L151 77H153V78H150L149 77ZM221 74H218V73H216V77H218V75H221ZM240 74H242L243 75V73L241 72ZM42 75H44V74H42ZM90 75V74H89ZM103 75H100V77H99V75H97V76H91V78H90V82L88 83V84H83V85H78L77 83H74V81L73 82H71V81H69V84L67 83V85H64L65 87L67 86V88H65L66 90H70L71 92H72V95L74 96L75 95V97H79L80 99H82L81 101H83L84 103H86L87 105H93L94 107L96 106V108H94V107H90L92 110H94V111H97L98 109L99 110H101V112L100 111H98L97 113L99 114V113H102L103 111H105L104 109H107V108H109L111 111H113L114 112V114H112L113 112H111L110 113V111H109V113H107L106 114V116H107V118L109 117V118H112L111 117V115L112 116H114L115 117V119H117V120H114L116 123H117V121H119L117 124H119V125H121V123L124 121L125 123H126V120L124 119V117H127V116H125L127 113L125 112V110L123 109V104H121L120 102H121V98H125V100H126V97L124 96V97H119V95L121 96V92H122V90H121V92L119 93V94H116L117 93V91L115 92V90H116V88H113V90H114V94H116L115 95V97L116 98H118L119 97V101L120 102H118V100H117V102L116 101H110V99L109 98H111L110 96L111 95H114L113 93H112V91L113 90H111V93L112 94H110L109 93V91L107 92L108 94H106V91H103V88H105V86H106V88L107 89H109V87L107 86L108 85V82H106V77H103ZM112 75V77H113V74H111ZM128 74H126V76H127ZM133 75V74H132ZM131 75V77L133 78V76ZM195 75H197V73L195 74ZM229 75H232V74H229ZM233 75H234V72H233ZM245 75V74H244ZM248 74H246V77L247 78H249V77H251L252 76V73H251V75L249 74L248 76H247ZM255 75V74H254ZM31 76V75H30ZM58 76V75H57ZM78 76V75H77ZM109 76H110V74H109ZM125 76V75H124ZM125 76V77H126ZM227 76V75H226ZM238 76V75H237ZM37 77V76H36ZM39 77V76H38ZM87 77V76H86ZM102 77L105 79V80H103L102 79ZM116 77H118L117 75H115V77H113V78H116ZM122 78V76H121V74H120V76H119V78ZM124 77V79H126L127 80V78H128V76H127V78H125ZM197 77V76H196ZM212 77H215V76H212ZM221 77V76H220ZM222 77H224V76H222ZM221 77V81H220V79L218 80V81H220V85L221 86H219V84H218V86H219V89H218V87L216 86L215 88L216 89H218L217 90V92H216V101H215V110L219 113V115H220V113L224 110V112L223 113H225V111L226 112H228V110H227V108L231 105V103H234V102H231V100H232V98L230 99V96H229V94H228V91H226V86L228 85L227 84V78L225 79V77L224 78H222ZM257 77V76H256ZM255 77V78H256ZM54 78H57L56 76H54ZM120 78V79H121ZM135 78V77H134ZM219 78V77H218ZM218 78H216V79H218ZM253 78V77H252ZM251 78V79H252ZM254 78V79H255ZM67 79V80H68ZM89 79V78H88ZM107 79H108V77H107ZM117 79L118 78H116V80H112V82L114 81H117ZM124 79H122V80H124ZM129 79V78H128ZM150 79H153L154 81H152V80H150ZM198 78H196V80H197ZM206 79H204V80H206ZM234 78H231L230 77V81H232ZM238 79V78H237ZM242 79V78H241ZM241 79H238L239 81L241 80ZM250 79V80H251ZM263 79V82L261 81V83L263 84L264 83V77L262 78ZM261 79V80H262ZM52 80V79H51ZM66 80V82H68ZM73 80H75V79H73ZM109 80H111L110 78H109ZM161 80H162V82H161ZM213 80H214V78H213ZM235 80V79H234ZM234 80L232 81V82H234ZM256 80H257V78H256ZM258 80H260V79H258ZM77 81V80H76ZM103 81H105L107 84L105 85L104 84V82ZM164 81V82H163ZM202 80H200V82H201ZM209 81V80H208ZM114 82H113V84H114ZM124 82V81H123ZM143 82V83H144ZM167 82V81H166ZM168 82H169V80H168ZM171 82V81H170ZM200 82H198L197 81V86L199 87V85L198 84H201ZM211 82L209 81V83L208 84H211ZM241 82V81H240ZM239 82V84H242V83H244L245 84V82H241L240 83ZM257 82V81H256ZM260 82V81H259ZM258 82V83H259ZM52 83V82H51ZM54 83V82H53ZM58 83V82H57ZM117 83H119V81L117 82ZM116 83V84H117ZM142 83V84H143ZM157 83V82H156ZM155 83V84H156ZM172 83H173V81H172ZM179 83H180V81H179ZM212 83H214L213 84V86L214 85H216L215 84V81L214 82H212ZM231 83V82H230ZM237 83V85L235 84L234 86H232V88L234 87H236V86H238V88H240V85L238 84V81L236 82ZM252 83H253V81H252ZM4 84V85H3ZM105 86H104V85ZM112 84V85H113ZM158 84L159 83H157L156 85H157V87H159L158 86ZM181 84V83H180ZM206 84H207V81H206ZM207 84V85H208ZM50 85H52V84H50ZM61 85V84H60ZM118 85H120V84H118ZM126 85H127V83H126ZM141 85V84H140ZM143 85V86H144ZM160 85V84H159ZM178 85V84H177ZM230 85V84H229ZM249 85V84H248ZM251 86H249L250 87V89H251V87H253L254 88V84L252 85V84H250ZM257 85V84H256ZM259 86H260V84H258ZM6 86H7V84H6ZM39 86V85H38ZM58 86V85H57ZM63 86V85H62ZM114 86V85H113ZM142 86V87H143ZM154 86V85H153ZM164 86V85H163ZM163 86H161V87H163ZM201 86V88H202V86H203V88H204V84L203 85H200ZM212 86V85H211ZM244 85H242V87H243ZM246 86H247V82H246ZM259 86H256V87H258V89H257V92L258 91H263L262 89H264V85H263V88H261V89H259ZM41 87H43V86H41ZM41 87H37V90L39 91V89H41ZM47 87H48V85H47ZM47 87H45V88H47ZM56 86H54V88H55ZM60 87V86H59ZM111 87V86H110ZM157 87H155V88H157ZM165 87V86H164ZM167 87V86H166ZM166 87H165V89H166ZM175 87V86H174ZM173 87V88H174ZM177 87H181V86H177ZM256 87L254 88V89H256ZM6 88H8V86L6 87ZM10 88V87H9ZM52 88H53V86H52ZM62 88V87H61ZM60 88V89H61ZM136 88V87H135ZM182 88V87H181ZM181 88H180V90H179V92L182 94V92H183V90H181ZM200 88V89H201ZM210 88V87H209ZM215 88H213L214 90H215ZM233 88V89H234ZM252 88V89H253ZM59 89V88H58ZM62 89H64V88H62ZM64 89V90H65ZM124 89V88H123ZM131 89V88H130ZM138 89V88H137ZM136 89V90H137ZM148 89V88H147ZM146 89V90H147ZM153 89V88H152ZM162 89V88H161ZM175 89V88H174ZM177 89H179V88H177ZM184 89V88H183ZM206 89H208V88H206ZM205 88H204V90H206ZM233 89H230V90H232L233 91ZM242 89V88H241ZM245 89H247V88H245ZM244 89V90H245ZM251 89V90H252ZM254 89L252 90L254 93L256 92V90L254 91ZM36 90V91H37ZM120 90H118V92L120 91ZM133 90V89H132ZM146 90H144L143 89V91H146ZM151 90V89H150ZM149 90V91H150ZM157 90H159L158 88H157ZM202 90V89H201ZM239 90V89H238ZM244 90H243V92H244ZM18 91V90H17ZM46 91L48 92V93H52V91L53 90H51V89H49V91H48V88L46 89ZM51 91V92H50ZM55 91H57V88H56V90ZM62 91V90H61ZM94 91H97V92H99L97 95H93V92ZM101 91V92H100ZM141 91V90H140ZM160 92L161 91H163V90H159ZM182 91V92H181ZM250 91V90H249ZM252 91H251V93H252ZM11 92V91H10ZM20 92V91H19ZM64 92V91H63ZM124 92V91H123ZM122 92V93H123ZM155 92V91H154ZM154 92H153V94H154ZM169 92V91H168ZM185 92V91H184ZM211 92H214V91H211ZM238 92V91H237ZM243 92L242 93H240L239 94V98H241V96L243 95ZM246 92V91H245ZM244 92V93H245ZM54 93V92H53ZM56 93V92H55ZM54 93V94H55ZM68 93V92H67ZM140 93V92H139ZM138 93V94H139ZM145 93V92H144ZM149 93V92H148ZM157 93H159V92H157ZM163 93H165V92H163ZM172 93H174V92H172ZM178 93V92H177ZM180 93H178L179 95H180ZM233 94L235 93V94H237L236 93V91H233L232 92ZM254 93L253 94H251V95H254ZM260 93L261 92H259L258 93V95H260ZM263 93V95H264V91L262 92ZM124 94V93H123ZM123 94H122V96H123ZM132 95H134L133 93H131ZM138 94L136 95V93H135V95L136 96H138ZM143 94V93H142ZM147 94V93H146ZM153 94L151 93V96H149V94L147 95V96H149V97H152L153 96ZM175 94V93H174ZM200 94H203V93H200ZM246 94V93H245ZM248 94H249V92H248ZM255 94H257V93H255ZM40 95H42V97H43V94H41L40 93ZM58 95V94H57ZM124 95H127L126 94V92H125V94ZM132 95H130V97L129 98H131V99H133V96ZM135 95H134V98H135ZM141 95V94H140ZM144 95V94H143ZM156 95V94H155ZM159 95V94H158ZM160 95H161V97L163 98V96H162V94L160 93ZM183 95H185L184 93H183ZM206 96H207V94H205ZM241 95V96H240ZM250 95V94H249ZM249 95H246V99H247V97L249 98L248 100H251L252 99V97L251 96H249ZM263 95H261V96H263ZM38 96H39V93H38ZM49 96V95H48ZM68 96V95H67ZM67 96H66V98H67ZM118 96V97H117ZM146 96V95H145ZM203 96H204V94H203ZM233 96V95H232ZM231 96V97H232ZM256 96L257 95H255V98H256ZM260 96V97H261ZM16 97V96H15ZM36 98L35 99H37V96H35ZM41 97V96H40ZM41 97V98H42ZM63 97H64V95H63ZM139 97V96H138ZM156 97V96H155ZM159 97V96H158ZM161 97H159V99L161 98ZM209 97V96H208ZM233 97H237V96H233ZM245 96H243V98H244ZM250 97H251V99H250ZM258 97V96H257ZM260 97H258V98H260ZM9 98V99H8ZM13 98H14V96H13ZM32 98V97H31ZM40 98V99H41ZM53 98V97H52ZM51 98V99H52ZM60 98H61V96H60ZM65 98V99H66ZM140 98V97H139ZM147 100H148V98L147 97H145ZM152 98H154V97H152ZM152 98L150 99V101H152ZM161 98V99H162ZM211 98V97H210ZM210 98L208 99V98H204L205 99V101L206 102H209L208 100H210ZM15 99V98H14ZM43 99V98H42ZM59 99V98H58ZM64 99V100H65ZM73 99V98H72ZM112 99H114V98H112ZM136 99V98H135ZM138 99V98H137ZM143 99H144V96H143ZM155 99V98H154ZM159 99L157 100V101H159ZM237 99V98H236ZM245 99V98H244ZM39 100V99H38ZM63 100V99H62ZM70 100V99H69ZM115 100V99H114ZM123 100L124 99H122V102H123ZM134 100V99H133ZM139 100V99H138ZM138 100H136L137 102H138ZM212 100H213V98H212ZM32 101H33V99H32ZM39 101H41V100H39ZM43 101V100H42ZM56 100H54V102H55ZM136 101H134L132 104H134V103H137ZM141 100H139V102H140ZM156 101V100H155ZM153 102V103H158V102ZM161 101V100H160ZM36 102V101H35ZM57 102V101H56ZM56 102H55V104H56ZM66 101H64L63 102V104H66L67 105V103H68V101H67V103H65ZM129 102H130V100H129ZM147 102V101H146ZM166 102H167V100H166ZM212 102H214V101H212ZM62 103V102H61ZM70 104H71V100H70V102H69ZM124 103V105L126 104L125 102H123ZM143 103H145V99H144V102ZM147 103H149V105H151L152 104V102H147ZM151 103V104H150ZM161 103V107L163 106L162 105V101L161 102H159V104ZM15 104V105H14ZM33 104V103H32ZM63 104H61V106H63ZM69 104V105H70ZM74 104H75V102H74ZM77 104H79L78 102H77ZM130 104V103H129ZM138 104V103H137ZM135 105L134 104V108H135V110H137L138 109V106L140 107L141 105ZM159 104H157L158 106H156V104H155V106L157 107L155 110H158L157 112H161L162 111V109L165 107H163V108H161V109H158V108H160V106H159ZM209 104V106H210V102L208 103ZM235 104V103H234ZM241 104V103H240ZM17 105H18V103H17ZM65 105V106H66ZM68 105V106H69ZM79 105H81V104H79ZM149 105H147V106H149ZM154 105V104H153ZM167 105V104H166ZM214 105V104H213ZM238 105H239V103H238ZM67 106V108L66 109H70L69 107ZM73 106V105H72ZM130 106H131V104H130ZM152 106V105H151ZM155 106H153V107H155ZM242 106H244V105H242ZM47 107H49V106H47ZM57 107V106H56ZM81 107V106H80ZM129 107V106H128ZM142 108H143V106H141ZM227 107V108H226ZM232 107V106H231ZM236 107H238V106H236ZM244 107H246V106H244ZM244 107H243V109L242 110H244ZM32 108V107H31ZM98 108V109H97ZM132 108V107H131ZM133 108V109H134ZM172 108H174V107H172ZM185 108V107H184ZM188 108V107H187ZM226 108V109H225ZM230 108V107H229ZM233 108V107H232ZM239 108V107H238ZM242 107L240 106V108L239 109H241ZM61 109V108H60ZM59 109V110H60ZM62 109H63V107H62ZM62 109H61V111H62ZM95 109H97V110H95ZM130 109V108H129ZM145 108H143V110H144ZM165 109V108H164ZM171 109V108H170ZM175 109V108H174ZM174 109H172V112H174ZM186 109V108H185ZM188 109H190V106H189V108ZM15 110H18V111H16L15 112ZM42 111H43V109H41ZM64 110L65 109H63V111L61 112L62 113V115H63V113L64 114H67L69 111H72V108H71V110H68V111H66V112H64ZM81 110V109H80ZM149 110H150V108H149ZM149 110H146V112H148ZM152 110V112L151 111H149V114L150 113H152V114H150L149 116H150V118L152 119V115H153V113L154 112H156L155 110L153 111V109H151ZM160 110V111H159ZM166 110V109H165ZM183 110V109H182ZM230 110H231V108H230ZM236 110V109H235ZM235 110H233V112H236ZM57 111V110H56ZM73 111H75V110H73ZM83 111V108H82V110H81V112ZM87 111H89V109L87 110ZM86 111V112H87ZM94 111H93V113H94ZM137 111H140L141 112V110H137ZM137 111H134V115H136L135 114V112L137 113ZM195 111V110H194ZM201 111V110H200ZM232 111V110H231ZM230 111V112H231ZM238 111H240V110H238ZM33 112V111H32ZM60 112V111H59ZM91 112V111H90ZM140 112H138L137 114H139ZM144 112V111H143ZM156 112V113H157ZM165 111H163V113H164ZM169 112H170V110H169ZM177 112V111H176ZM178 112H180V110H178ZM177 112V113H178ZM9 113H7V115L9 114ZM60 113V114H61ZM71 113V112H70ZM103 113H105V112H103ZM155 113V114H156ZM176 113V114H177ZM197 114V112H194V114ZM240 113V112H239ZM242 113V112H241ZM45 114H46V112H45ZM74 114V113H73ZM86 114V113H85ZM84 113H82V115H84V117H85V119L88 121L89 120V118L85 115ZM97 114V115H98ZM109 114H111V115H109ZM145 114H147V113H145ZM145 114H144V116H145ZM158 114V113H157ZM168 115L170 114V113H167ZM167 114H165V115H167ZM175 114V112L172 114L171 113V115H174ZM180 114V113H179ZM182 114V113H181ZM189 114V113H188ZM211 114H213V113H211ZM222 114V113H221ZM230 114V113H229ZM228 113H227V118H230L228 115H229ZM234 114V113H233ZM232 114V116L231 117H233L234 115ZM238 114V113H237ZM56 115H57V113H56ZM61 115V116H62ZM67 115H70V114H67ZM66 115V116H67ZM88 115H91V117L90 118H92L93 117V115L91 114V113H89L88 112ZM100 115V114H99ZM98 115V116H99ZM128 115V114H127ZM159 115V114H158ZM161 115L163 116V114L161 113ZM167 115V116H168ZM178 115V114H177ZM203 115V114H202ZM217 115V114H216ZM225 115V114H224ZM224 115H222V117H224ZM11 116V115H10ZM59 116V115H58ZM64 116L65 115H63V119H64ZM65 116V118H67ZM101 116V115H100ZM103 116V115H102ZM143 115H142V117H144ZM161 116V117H162ZM167 116H165L166 118H167ZM185 116V115H184ZM211 116H213V115H211ZM221 116V115H220ZM220 116H219V118H220ZM226 116V115H225ZM54 117V116H53ZM69 117V116H68ZM95 117V116H94ZM97 117V116H96ZM114 117L112 118V119H114ZM137 117H139V115L137 116ZM141 117V118H142ZM146 117V116H145ZM154 117V116H153ZM159 117H160V115H159ZM159 118V119H161L162 120V118ZM188 117V116H187ZM190 117H191V119H190ZM194 117V116H193ZM56 118H58V117H56ZM60 118V117H59ZM73 118H74V115H73ZM141 118H140V120H141ZM147 118V117H146ZM169 119L171 118L170 117V115H169V117H168ZM177 118H179L180 120H181V118L182 117H180V115H178V117ZM196 118H198V114H197V116H196ZM195 117H194V119H196ZM205 118V117H204ZM203 118V119H204ZM214 118V117H213ZM226 117H224L222 120H224ZM226 118V119H227ZM233 118H236V117H233ZM239 118V117H238ZM53 119L54 118H52V121H53ZM68 119V118H67ZM100 118H94L93 120H92V122H91V124L94 122L95 123V126H93L94 128H92L93 130L95 129L96 131H98V133L100 134H103V135H101L102 137L103 136H105V138H100L99 140L97 139V140H95V141H93V139H95V137H94V135L97 133H95L94 134V132H91V134H90V132H89V134L91 135V136H89V138L88 139H90V140H92L93 142H95V143H93L92 141H90V140H86V138H83V152L81 151V153H78V152H74V154H72L71 156V158H69V159H65V156H64V158H62L61 159V161H60V163L58 162L59 160H60V158L63 156V155H61L60 154V150H59V148H58V152L56 153V154H58V156L56 157V154L54 155V157H55V162H53L55 165H56V163H58V167H57V170L59 169H61V168H65V167H67V166H69V169H70V166L71 165H73V166H75V172L74 173H72V174H74V176H76L77 178H80L79 176H77V173H79V169H80V167H81V170L83 169V167H84V165H80V167H78L79 165V163H80V161H83V162H85V164H86V168H87V164H88V167H93V172L95 173H93L92 172V170L91 169H88V171H90L91 170V176H99V178H98V181L100 180V182H99V185H95V184H92V183H90V184H92V187L91 188H89V189H82L81 191H82V195H83V197H84V201H83V203H82V201L81 200H79V202L81 201V203L82 204H80V209L79 210H74L72 207H74V206H71L70 205V203H69V201H72V203H73V201H75L76 202V200L77 199H79L78 197H77V199L75 198L74 199V197L72 196L71 198H72V200H68V198L66 197V195H60V196H58V199L57 200H60L61 201V203H63L67 208H64V209H66L67 210V212H69V213H67L66 212V214H65V216L67 215V217H65L64 216V214H62L64 217L62 218L63 219V221H66V220H68V216H69V220H68V222L66 221V224H63V223H61L60 225L58 224L59 222H58V219H57V226H54V228H52V227H50V228H52V230H48V228L46 229V232L43 234V233H41V235L40 236H38L36 233L33 235L34 236V238L36 239V243H37V245H39V247H37L36 246V244H34V243H32L31 244V248L33 249V252H34V254L32 253V255L33 256H35V257H33V256H31L29 259H28V261H27V263H29V264H151L152 263V258L150 259V260H148V261H146V257H147V254H149V252H150V249H151V246L153 245V244H155V243H157L159 240H160V237H161V235H162V233H165V234H168V236H169V245L165 248L166 249V255L164 256H162L160 259H157V264H178L179 262H178V259L176 258V255H175V258H172L168 253H175V248L177 247V245L178 246H180V244L182 245H185L186 243H187V240H188V235H189V230H190V223H188L185 219H183V216H182V213H181V216H180V218H179V216H178V214H177V208H178V204L180 205L181 203H183L184 201V197H185V195H184V189H186V187H185V185H193V184H190L191 183V177H193L194 175H192L191 173H195L196 172V170H194V169H196L199 165H201V166H203V164H204V162H206L207 161V157H205L206 156V154L207 153H205V151L203 152V148L205 147V148H207L206 150H208V149H210V147L211 146H213L211 149H213V150H215L216 148H217V146L215 145L214 146V141H215V139H216V141H217V138L222 134V132L224 131L223 130V124L222 123H220L219 121H221L222 122V120H216L215 118V120L213 119V120H210L208 123H202L201 125H196V123H195V125L194 126H192V124H190L192 127H196V126H198L199 128H198V130H196L195 128V132L193 131V133H194V135H192V136H194L193 137V139L196 137V140L194 139V141H190V140H192V139H190V138H188L189 136H190V134H189V132L187 133V131L185 132V138L188 140L189 139V141L191 142H189V143H187L186 142V145H181L180 144V142H178V141H174L173 140V142H177V143H179V148H177L176 147V145H174V146H172V148H174V147H176V148H174V150L176 149H179V150H177V151H168V149H166L167 151H162V152H160L159 150L160 149H158V152H156L157 153V155H158V158L157 159H154L156 156H154V155H152V158L154 159V160H156L155 161V163H153L154 164V166H156V170H159V171H152L151 169H150V167L149 168H147L144 164H141L140 166H142L141 167V174L143 175V177H141V180H142V183L144 184H141V185H143L144 187H139V185H133V183L131 182V180H133V178L135 177V175H133L132 177H131V180L130 179H127V178H125L123 175H121V174H116L114 171V173H111L110 172V170H108L109 169V166L110 167H112V166H114V164H117V163H119L118 165H120V162L119 161H121L122 162V160H118V159H116V157H115V154L117 153V152H120V155L121 154H123V152L121 151V149L119 150V148L117 149V148H114V147H110L109 146V138L111 139H113V134H112V132L113 131H111L110 129L112 128V126L110 125V123L109 124H106L105 122H104V120H99ZM129 119V118H128ZM139 119V118H138ZM143 119V118H142ZM149 119V118H148ZM151 119H149L148 121H153L152 123H151V125L154 123V119H155V117L153 118V120H151ZM165 119V118H164ZM163 119V120H164ZM169 119H165V120H169ZM189 119L192 121V116H189ZM226 119H225V121H226ZM33 120V119H32ZM57 120V119H56ZM55 120V121H56ZM61 120V119H60ZM77 120H79V115H77ZM84 119H83V117H80V121H78V122H81V121H83ZM86 120H85V122H86ZM91 120V119H90ZM109 120V119H108ZM144 120V119H143ZM205 121H206V119H204ZM228 120V119H227ZM230 120V119H229ZM228 120V121H229ZM9 121H7L6 123L8 124V122ZM64 121V120H63ZM62 121V122H63ZM66 121V120H65ZM109 121H111L112 123H113V121L110 119ZM108 121V122H109ZM147 121V120H146ZM157 121V120H156ZM179 121V120H178ZM182 121H183V119H182ZM181 121V122H182ZM198 121V120H197ZM202 121V120H201ZM225 121H223V123H225ZM232 121H233V119H232ZM231 121V122H232ZM235 121V120H234ZM60 122V121H59ZM85 122H83L84 124H86ZM97 122V123H96ZM101 122V123H100ZM114 122V123H115ZM144 122L145 121H143V124H144ZM157 122H159V121H157ZM157 122H155V125L157 124ZM165 122V121H164ZM163 122V123H164ZM185 122V121H184ZM199 122V121H198ZM207 122V121H206ZM53 123V122H52ZM56 123V122H55ZM54 123V124H55ZM71 123H72V121H71ZM103 123H105L106 125H108V127H109V125L111 126V128L110 129H108L107 128V126L105 127V126H103V130H104V132H103V130L101 131V128L99 129V130H97V127H99V126H96V124H101V125H103ZM113 123V124H114ZM148 122H146V126H143L144 128H146L147 127V129H148V126L150 127V123H148ZM165 123H168V121H166ZM192 123V122H191ZM233 123V122H232ZM10 124V125H11ZM58 124H60V123H58ZM58 124H57V126H58ZM62 124V123H61ZM63 124H64V122H63ZM62 124V125H63ZM73 124V123H72ZM88 124V123H87ZM89 124H90V121H89ZM116 124V125H117ZM141 124V123H140ZM142 124V125H143ZM160 124V123H159ZM182 124H184L183 122H182ZM3 125H5V124H3ZM65 125V124H64ZM81 125V123L78 125V126H80ZM93 125V124H92ZM100 125V126H101ZM122 125H124V123H122ZM121 125V126H122ZM148 125V126H147ZM155 125H152V126H155ZM163 125V124H162ZM165 125V124H164ZM188 126H189V124H187ZM225 125L226 126H228V124H226L225 123ZM51 126H54V125H51ZM50 126V128H52L51 129V131L52 132H54V135L56 136L57 134L55 133L56 131L54 130V128L56 127V125H55V127L53 128V127H51ZM83 125H81V127H82ZM121 126H119L118 127V125H117V127L118 128H120ZM152 126L149 128V133L147 132L148 130H146L145 131V133H146V135H150V132H151V135H153L154 133H158L159 134V136H157V135H155L156 137H160V135L163 133H159V131L161 132L162 130H163V128H162V130H160V128L158 129L159 131H157V129L156 130H154V132H153V129L154 128H156V126L155 127H153V129H152ZM160 126V125H159ZM158 126V127H159ZM225 126V127H226ZM230 126H231V124H230ZM69 127H70V125H69ZM81 127H79V128H81ZM86 127V126H85ZM85 127L83 126L82 128H84L85 129ZM91 126H89L88 128H87V130L86 131H90L89 129H91L90 128ZM102 127V126H101ZM142 127V128H143ZM171 127H172V125H171ZM170 127V128H171ZM71 128V127H70ZM69 128V129H70ZM74 128V127H73ZM122 128V127H121ZM120 128V129H121ZM169 128V127H168ZM173 128V127H172ZM178 128V127H177ZM231 128V127H230ZM64 129H66V126H65V128ZM77 129V128H76ZM84 129H82V131H84ZM91 129V130H92ZM150 129H152L151 131H150ZM167 129V128H166ZM175 131H176V129L175 128H173ZM172 129V130H173ZM225 129V128H224ZM227 129V128H226ZM72 130V129H71ZM118 130V129H117ZM122 130V129H121ZM120 130V131H121ZM144 130V129H143ZM169 130V129H168ZM172 130H171V132H172ZM173 130V131H174ZM180 130H182V127H181V129ZM191 130H193V129H191ZM50 131V134L52 133ZM59 131V130H58ZM62 131V130H61ZM67 131H69V130H67ZM67 131H66V133H67ZM80 131H81V129H80ZM100 131V132H99ZM156 131V132H155ZM226 131L227 130H225V132L224 133H226ZM73 132V131H72ZM77 133L79 132V130H77L76 131ZM103 132V133H102ZM178 132V131H177ZM228 132H230V131H227V133ZM83 133V132H82ZM86 133H88V132H86ZM106 133V134H105ZM148 133V134H147ZM164 133H166V132H164ZM174 133V132H173ZM182 134H180V138L181 137H183L184 136V131L183 132H181ZM50 134H49V136H50ZM60 134V133H59ZM65 134V133H64ZM68 134H70V133H68ZM79 134H81L80 132H79ZM99 134H98V136H99ZM142 134H144V131H143V133ZM171 134V133H170ZM229 134V133H228ZM227 134V135H228ZM41 135V134H40ZM81 135H83V134H81ZM88 135V134H87ZM86 135V136H87ZM97 135V134H96ZM95 135V136H96ZM150 135V136H151ZM45 136H46V134H45ZM68 136V135H67ZM75 136H78V137H80L79 135H75ZM93 136V137H92ZM100 136V137H101ZM147 136V138H150V137H148ZM155 136H152V138L154 139L155 138ZM162 136V135H161ZM166 136V135H165ZM47 137V136H46ZM63 137V136H62ZM65 137V136H64ZM71 137V136H70ZM145 136H143V138H144ZM174 138H176V136H173ZM173 137H171V138H173ZM225 137H226V135H225ZM225 137L223 138V139H225ZM8 138V139H7ZM43 138V137H42ZM56 138H58L57 136H56ZM73 138H74V136H73ZM81 139H82V136L80 137ZM160 138H163V137H160ZM160 138H158V139H160ZM165 138V137H164ZM184 138V137H183ZM18 140V138H16L15 137V140ZM79 139V138H78ZM84 139L86 140V141H84ZM111 139V140H112ZM145 139H146V137H145ZM221 139V138H220ZM223 139H221V140H223ZM227 139V138H226ZM42 140V139H41ZM40 140V141H41ZM60 139L58 138V140L57 141H59ZM62 140V139H61ZM61 140H60V142L58 143L57 141H55V142H57V145L55 144V145H53L54 147L53 148H55V147H58V145H60L61 146V144L62 143H64L63 141H64V138H63V141L61 142ZM113 140H115V139H113ZM146 140H150V139H146ZM145 140V141H146ZM155 140H157V139H155ZM165 140V139H164ZM164 140H162L163 142H164ZM171 140V139H170ZM220 140V141H221ZM72 141V140H71ZM79 141V140H78ZM97 141H99V142H97ZM144 141V142H145ZM160 141H161V139H160ZM159 141V142H160ZM167 141V140H166ZM224 141V140H223ZM222 141V142H223ZM226 141V140H225ZM54 142V143H55ZM80 142H81V140H80ZM150 142V141H149ZM148 141L146 142V144L147 143H149ZM151 142H152V140H151ZM150 142V143H151ZM153 142H155V141H153ZM151 143V145L150 144H148V146H149V148L148 149H150L151 147H153L154 145H152V144H157V142H155V143ZM163 142H161V143H163ZM41 143V142H40ZM61 143V144H60ZM78 143V142H77ZM112 143V142H111ZM116 143V142H115ZM177 143H175V144H177ZM217 143V142H216ZM45 143L44 142H42V144H40V145H42V147H43V149H44V151H48V149L49 148H51V149H53L52 147H49V148H46L47 147V143H46V145H44ZM81 144V143H80ZM145 144V143H144ZM145 144V145H146ZM164 145L163 146H166V147H168L171 143L170 142H168V144H166V142H164L163 143ZM166 144V145H165ZM174 144V143H173ZM78 145V144H77ZM168 145V146H167ZM222 145H223V143H222ZM151 146V147H150ZM162 146V145H161ZM199 146H202V152L203 153H205V155L203 156L202 154H200L199 152H198V148H200ZM63 147V146H62ZM80 147V146H79ZM146 147H147V145H146ZM156 148V147H155ZM162 148V147H161ZM171 148V149H172ZM65 149V148H64ZM63 148H62V151L64 150ZM74 149V148H73ZM157 149V148H156ZM156 149L154 150V151H156ZM31 150V149H30ZM50 150V149H49ZM54 150V153H55V149H53ZM57 150V149H56ZM153 150V148L151 149V151ZM163 150V149H162ZM205 150V149H204ZM11 151V152H10ZM68 151V148H66L63 152L64 153H66ZM150 151V150H149ZM218 151V148H217V150H216V152ZM159 152H160V155H159ZM208 152V151H207ZM7 153V154H6ZM32 153H33V151H32ZM152 153H155V152H152ZM155 153V154H156ZM209 153V152H208ZM210 153H212V151L210 152ZM215 153V152H214ZM35 154V153H34ZM118 155H119V153H118ZM213 155V154H212ZM217 155H218V152H217V154H216V157H217ZM210 156H211V154H210ZM151 157V156H150ZM40 158V157H39ZM124 158V157H123ZM123 158H120L119 157V159H123ZM218 158V157H217ZM63 159H65L64 161H63ZM36 160H37V158H36ZM118 160V161H117ZM153 160V161H154ZM211 160V159H210ZM3 161H8V162H6V163H4ZM32 160H30V162H31ZM29 163V162H28ZM35 163V164H34ZM34 163H32V165H35V166H39L38 164H40V162H35L34 161ZM44 163V162H43ZM42 163V164H43ZM203 163V164H202ZM42 164H40L41 166H42ZM209 165H210V163H208ZM257 164V163H256ZM44 165V164H43ZM45 165H46V163H45ZM45 165H44V168L43 167H37L35 170H33V175L35 176V178H36V183L37 184H34L33 185V189H37L36 191L38 192V191H42V192H47L49 195H51V196H53V198H55L54 197V195H56V194H54V195H52V193H53V191L51 190V188L52 187H56V186H59L62 182H63V180L64 179H62V178H60V175H59V173H58V171H57V173H58V175H59V177L55 174L54 176H52V174H49V171L47 170L48 168H47V165H51V164H47L46 165V168L47 169H45ZM54 165V166H55ZM78 165V166H77ZM48 166V167H49ZM72 166V167H73ZM31 167V166H30ZM52 167H53V164H52ZM51 167V168H52ZM79 169H78V168ZM200 167V166H199ZM198 167V168H199ZM35 167H33V168H31V169H34ZM43 168V169H42ZM50 168V167H49ZM45 169V170H44ZM53 169V168H52ZM72 169V168H71ZM112 169H113V167H112ZM115 169V168H114ZM154 169V168H153ZM24 170V171H25ZM50 170V169H49ZM194 170V171H193ZM198 170V169H197ZM65 171H66V169H65ZM83 171V170H82ZM87 171V172H88ZM27 172V171H26ZM53 172V171H52ZM68 172V171H67ZM71 172H73V171H71ZM48 173V174H47ZM54 173V172H53ZM67 174V173H66ZM89 174V173H88ZM94 174V175H93ZM197 174H199V173H197ZM23 176H24V174H22ZM32 175V176H33ZM18 177L17 175H14V177ZM195 177V176H194ZM200 177H201V174H200ZM199 177V178H200ZM26 178H27V176H26ZM65 178H68L69 179V177H66L65 176ZM95 178V177H94ZM65 179L64 181H67V182H69V186H71L72 187V193L73 194H75V193H77V192H79L80 191V188H78V187H75L74 186V184H73V178H71V179ZM197 179H198V177H197ZM97 180V179H96ZM196 180V179H195ZM31 181V180H30ZM34 181V180H33ZM137 181V180H136ZM138 183H139V181H137ZM196 182H198L197 180H196ZM195 182V183H196ZM27 183V182H26ZM33 183H35V182H33ZM89 183V182H88ZM32 184V183H31ZM24 185H26V184H24ZM195 185V184H194ZM6 186V187H7ZM12 186V185H11ZM90 186V185H89ZM130 186L131 187H133V189L132 190H134V191H132V190H129V188H130ZM190 186V187H191ZM25 187V186H24ZM3 188H5V187H3ZM192 188V187H191ZM32 189V190H33ZM232 189V188H231ZM7 190H8V188H7ZM10 190V189H9ZM86 190V193H84L83 191H85ZM81 191L79 192L80 194L79 195H81ZM36 192V193H37ZM42 193H40L39 195L40 196H42V195H44L45 196V194H42ZM187 194V193H186ZM30 196V195H29ZM36 196H38V194L36 195ZM43 196V197H44ZM122 196H126V199H125V202H123V199H122ZM46 197H47V195H46ZM70 197V196H69ZM81 197V196H80ZM33 198V197H32ZM35 198H38V197H35ZM70 198V199H71ZM229 198V199H228ZM40 199V198H39ZM42 199V198H41ZM81 199V198H80ZM30 200V199H29ZM37 199H35V201H36ZM55 200V199H54ZM237 200V198H236V196L235 195H233V194H230V196H229V194H226L225 196H224V198H223V200L221 201V199H220V201H219V204L216 206V208H215V214H214V217H215V220L213 221V219H212V221H211V223H212V230H213V232L215 233V237L217 238V236L219 235V234H221V235H223V236H228V235H226V231L225 230H230V229H232V227L234 228L235 226H234V224H235V215H234V212H235V210L237 209V204L235 203V201ZM31 201H32V199H31ZM30 201V202H31ZM40 201H42V200H40ZM44 201H46V199L44 200ZM42 202V203H44L43 205H41V210H42V213H40V217L41 216H43L42 214L44 213V214H48V215H50V217H46V218H48V219H50L51 217H58V215H59V213H60V210H58L59 208L57 207V209L56 210H54L53 211V207H49V206H52L53 204H51V203H45V202ZM187 201V200H186ZM27 202H29V201H27ZM37 202H39V200L37 201ZM55 202H56V200H55ZM79 202H77V204L79 203ZM177 204H176V203ZM36 203V202H35ZM59 203V202H58ZM29 204H31V203H29ZM73 204H75V206L77 205L76 203H73ZM187 204V203H186ZM34 205V204H33ZM38 205V204H37ZM58 205V204H57ZM182 205V204H181ZM181 205L179 206L180 208H184V207H186V205H185V202H184V207L182 206L181 207ZM30 206V205H29ZM36 206V204L34 205V207ZM39 206H40V202H39ZM108 207H113V208H115L114 210H115V214H116V217H117V223L114 225L113 223H112V221H113V218H114V216H113V214L111 215L110 214V218L109 219H106V214L107 213H109V208ZM31 208V210H32V207H29V209ZM38 208V207H37ZM37 208H35V209H37ZM69 208H72V209H70L69 210ZM179 208V209H180ZM187 208V207H186ZM24 209H26V208H24ZM69 210V211H68ZM183 210H185L186 211V209H183ZM22 211V210H21ZM24 211V210H23ZM26 211H27V209H26ZM29 211V210H28ZM64 211V210H63ZM37 213L39 212L38 210L36 211ZM70 212H72L71 213V215H70ZM112 212H114V211H112ZM29 213V212H28ZM33 213H35V211L33 212ZM185 213V212H184ZM60 214V215H61ZM34 216H35V214H33ZM28 215H26V217H27ZM31 216V215H30ZM30 216H29V220H31L30 219ZM37 216V215H36ZM39 216V215H38ZM45 216V215H44ZM185 216H186V214H185ZM31 217H33V216H31ZM36 218V217H35ZM34 218V219H35ZM45 217H44V219H46ZM59 218H61V217H59ZM65 218H67L66 220H64ZM38 219V218H37ZM61 219V220H62ZM115 219V218H114ZM42 220H43V218H42ZM26 220H24V222H25ZM36 221V220H35ZM40 221V220H39ZM45 220H43V222H44ZM60 221V220H59ZM28 222V221H27ZM33 222V221H32ZM32 222H30L29 224L31 225L32 224ZM42 222V221H41ZM37 225L39 224V222H35ZM115 223V222H114ZM43 224V223H42ZM52 224V223H51ZM50 224V225H51ZM26 225V224H25ZM28 226V225H27ZM32 226V225H31ZM39 226V225H38ZM42 226V225H41ZM23 227V226H22ZM32 227H34V226H32ZM31 227V228H32ZM28 228V227H27ZM35 228V227H34ZM29 230V229H28ZM35 230H37V229H35ZM18 231H20V230H18ZM25 231V230H24ZM31 231H32V229H31ZM38 231V230H37ZM31 233V232H30ZM33 233V232H32ZM27 234V233H26ZM30 236V235H29ZM23 238V237H22ZM19 239V238H18ZM16 240V239H15ZM18 241V240H17ZM25 241H28V242H30V240H25ZM33 242V241H32ZM17 243V242H16ZM216 246L217 247H219V246H221L222 245V241H217L216 240ZM14 244V243H13ZM28 244V243H27ZM25 245V244H24ZM14 246H16V244H14ZM21 246V245H20ZM24 247V246H23ZM185 248V247H184ZM20 252L22 251V248L20 247ZM25 249V248H24ZM24 249H23V251H22V253L24 252ZM164 249V250H165ZM18 250V249H17ZM184 250V249H183ZM19 251V250H18ZM26 251V250H25ZM177 251H178V249H177ZM180 251V250H179ZM27 253L29 252V251H26ZM32 252V251H31ZM177 253V252H176ZM27 255V254H26ZM172 255V254H171ZM19 256H20V258L18 259L19 260V263H20V261L23 263V261H25V260H23L24 259V256H22V255H20L19 254ZM21 256L23 257L22 258V260H20L21 259ZM178 256H180V255H178ZM12 257H14V256H12ZM16 257H17V255H16ZM11 258V257H10ZM27 258V257H26ZM25 258V259H26ZM14 259V258H13ZM17 262V261H16ZM15 262V263H16ZM24 263H26V262H24ZM26 263V264H27ZM17 264V263H16ZM21 264V263H20Z\"/></svg>", "mask_w": 264, "mask_h": 264}]
</instances>
